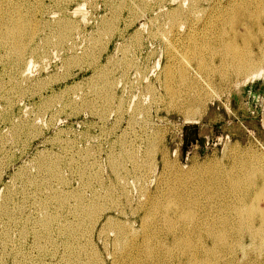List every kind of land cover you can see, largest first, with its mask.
<instances>
[{"label":"rangeland","instance_id":"1","mask_svg":"<svg viewBox=\"0 0 264 264\" xmlns=\"http://www.w3.org/2000/svg\"><path fill=\"white\" fill-rule=\"evenodd\" d=\"M32 1V0H31ZM34 1V0H33ZM42 1V2H41ZM57 1V2H56ZM59 1V2H58ZM64 0V2L62 0H36L37 3V8L39 9L38 11V33L36 36V45H37V49H38V56H32V58L34 59L33 64L31 65V67L29 68L30 70L28 72H26L25 74H23V76H21L20 74H18L16 72V68H14L13 66L10 65V63H8V59L7 56V45L4 44L1 40V36L2 33L0 32V78H2V82H0V203H4V204H0V215L1 217L3 216L4 218H0V264H90L93 260V262L91 264H95V263H99V264H115L116 258H118V256L121 255L120 252L121 249H119L118 246L115 245V243L112 241H114V236H115V232H116V227H113L112 225H105V220L107 218L108 215L113 214L115 216H117L120 221H123L122 223H124L125 225H129L132 230L137 229L139 231V236L138 231L137 234L133 235V231L131 229H128L127 231H125V241L128 242L131 238L134 239L137 238V240L140 242L142 239V232H144L143 228H142V221L144 220L145 217V211L144 208H142V203L145 202V200H147L148 197L146 192L147 191H142L140 189L141 183L142 185H145V187L147 185L148 191H151L152 193H155L156 191L158 192V188H159V180L158 178H161L162 175H169L171 176L170 178L173 179L174 177H176V175L180 174L183 175L187 182H183L184 185H180L183 187V189L185 187H188L189 184L191 183L194 188L201 190L204 189V187L209 186L208 185V178L205 177H200L197 178L196 176V172L198 173V171L200 169H208L210 166L218 164V165H225L227 166L226 168L228 169V171H226L227 174L229 173H239L243 170V164L244 163H255V161L258 159L262 160L261 162L264 163V70L262 72L261 75L253 77L247 81H242V82H238V77L240 75L236 74L233 72V69H224L225 74L227 73V75L223 74V73H216L211 71L207 72L205 74V72L202 74V72L200 71V68L197 66L198 63L195 62L197 61L195 57V52L194 50H192V47H187L190 46V44L192 43L193 40L197 41H210L212 42L213 39H211V33H209V35L206 34V32H210L209 30L210 27L214 26V24L211 22L212 20H214L217 17V13L219 12V9L221 10L222 8H218L215 10V8H217V4L223 2V5H225L226 3H228L227 1L231 0H197L200 3V7L202 8L200 12V14L196 15V13H194V17L192 16V22L195 23V28H201L204 27L203 29L207 30L202 34L199 31L202 30H194L193 37L191 35H186L185 32V28H180L178 25L180 24V22L183 20H185L184 18V12H180L179 14L173 13L172 9L173 7L177 6V2L178 1H172V0H153L151 2H149L148 0H91V1H87V0ZM84 1V2H83ZM86 1V2H85ZM104 1H106L104 3ZM112 1V2H111ZM142 1V2H141ZM187 4L188 2H190L191 0H186ZM211 1V2H209ZM226 1V2H225ZM258 1H260L259 3H257ZM56 2V3H54ZM93 2V3H92ZM98 2V3H96ZM118 2V4L116 3ZM126 2V3H124ZM149 2V4H148ZM171 2V3H170ZM262 2V3H261ZM46 3V4H44ZM123 3V4H122ZM146 3V4H144ZM157 3V4H155ZM159 3V5H158ZM204 3V4H203ZM214 3V5H213ZM255 3L252 7L254 8V10L256 9H264L263 7V3L264 0H254ZM261 3V4H260ZM76 4V5H75ZM94 6H93V5ZM98 4V6H96ZM113 4V5H111ZM133 4V5H132ZM260 7V8H258ZM39 5V6H38ZM48 5V6H47ZM57 5L59 7H57ZM65 5V6H64ZM73 5V6H72ZM91 5V6H90ZM109 5V6H108ZM121 5V6H120ZM123 5V6H122ZM130 5V6H129ZM132 5V6H131ZM148 7H147V6ZM81 6V7H80ZM85 6V7H84ZM96 6V7H95ZM116 6V7H115ZM129 6V7H128ZM187 6V5H186ZM186 6H184V8H186ZM213 6V7H212ZM256 6V7H255ZM262 6V7H261ZM49 7V8H48ZM69 7V8H68ZM80 7V8H78ZM115 7V8H114ZM118 7V8H117ZM122 7V8H121ZM127 7V8H126ZM142 7V8H141ZM145 9H144V8ZM153 7V8H152ZM171 7V8H170ZM208 7L210 9H208ZM68 8V9H67ZM108 8V9H107ZM137 8V9H136ZM161 8V9H160ZM50 9V10H49ZM53 9V10H51ZM65 9V10H64ZM120 9V10H119ZM141 9V10H140ZM151 9V10H150ZM153 9V10H152ZM171 9V10H170ZM59 10V11H58ZM139 10V11H136ZM164 10V11H163ZM44 11V12H43ZM47 11V13L45 12ZM53 11V12H52ZM78 11V12H76ZM128 11V12H127ZM130 11V12H129ZM184 11V10H183ZM208 11V12H206ZM215 11V12H214ZM52 12V13H51ZM55 12V13H54ZM111 12V13H110ZM113 12V13H112ZM115 12V13H114ZM118 12V13H117ZM145 12V13H144ZM161 12V13H160ZM166 12V13H164ZM167 12L169 14H173L171 17V15L167 14ZM214 12V14H213ZM62 13V14H61ZM73 13V14H72ZM75 13L77 15H75ZM108 15H107V14ZM123 13V14H122ZM160 13V14H159ZM205 13V14H204ZM211 13V14H210ZM60 16H59V15ZM106 14V15H105ZM141 14V15H140ZM152 14V15H151ZM157 14V15H156ZM261 14H264L261 13ZM67 15V17H66ZM113 15V16H111ZM138 15V16H137ZM145 15V16H144ZM207 15V16H206ZM213 15V16H212ZM237 19H241V15L238 13L235 14ZM55 16V17H54ZM59 16V17H58ZM75 16V17H74ZM105 16V17H104ZM110 16V18H109ZM120 16V17H119ZM123 16V17H122ZM153 18H152V17ZM202 16V17H201ZM103 17V18H102ZM112 17V18H111ZM135 17V18H133ZM140 17V18H139ZM143 17V18H142ZM147 17V19H146ZM161 17V18H160ZM169 17V19H168ZM182 17V19H181ZM200 17V18H197ZM44 18V19H43ZM46 18V19H45ZM67 18V20H66ZM71 18V19H70ZM106 18V19H105ZM129 18V19H128ZM131 18V19H130ZM138 18V19H137ZM151 18V19H150ZM157 18H160L157 21ZM173 18H175L173 20ZM179 18V19H178ZM206 18V19H205ZM208 18V20H207ZM53 21H52V20ZM60 19V20H59ZM73 19V20H72ZM82 19V20H81ZM109 21H108V20ZM118 19V20H117ZM137 19V20H136ZM156 19V20H153ZM173 22H172V20ZM47 20V21H45ZM56 22H55V21ZM112 20V21H111ZM135 20V21H134ZM179 21V23L177 24V21ZM195 20V21H194ZM243 20V19H242ZM51 21V22H50ZM64 21V23H63ZM73 21V22H72ZM78 21V22H77ZM80 21V22H79ZM101 21V22H100ZM103 21V22H102ZM107 23H106V22ZM169 21V22H168ZM176 21V22H175ZM182 21V22H183ZM200 21V22H199ZM41 22V23H40ZM50 22V23H49ZM53 22V23H52ZM55 22V23H54ZM71 22L74 24L71 25ZM76 22V23H75ZM105 22V24H104ZM115 22V23H114ZM152 22V23H151ZM157 22V23H156ZM164 22V23H163ZM166 22H168L167 24H170V22H172L170 24V28L168 27V25L166 24ZM175 22V23H174ZM181 22V23H182ZM209 22V23H208ZM41 25H40V24ZM45 25H44V24ZM65 23H67L65 25ZM81 23V24H80ZM112 23V24H111ZM126 23V24H124ZM129 23V25L127 26V24ZM138 23V24H137ZM155 23V24H154ZM160 23V24H159ZM163 23V24H162ZM198 25H197V24ZM200 23V24H199ZM204 23V24H203ZM59 24V25H57ZM70 24V25H69ZM80 24V25H78ZM150 24V25H149ZM153 24V25H152ZM207 24V25H205ZM262 24L264 25V20L262 21ZM63 25V26H62ZM65 25V26H64ZM148 25V26H147ZM165 25V26H164ZM53 26V27H51ZM62 28H60V27ZM82 28H81V27ZM84 26V27H83ZM99 26V27H98ZM101 26V28H100ZM106 26V27H105ZM109 26V27H108ZM114 26V27H113ZM148 28H147V27ZM162 26V27H161ZM168 28H167V27ZM174 26V28H172ZM178 26V27H177ZM70 27V28H69ZM98 27V28H97ZM111 27L112 30L110 29ZM145 27V28H144ZM150 27V28H149ZM161 27V29L159 28ZM176 27V28H175ZM184 27V26H183ZM206 27V28H205ZM258 26H253L251 28V34L250 36H252L251 40H249L248 38V42H250V44H248L247 46H249L248 48L253 49L254 50V55L256 56H260V53L257 49L256 44L251 43V41H253L254 38H259L257 39L260 43H264V35L263 33H261V31L257 28ZM41 28V29H40ZM45 30H44V29ZM69 28V30L67 29ZM73 28V29H72ZM103 28V30H102ZM152 28V29H151ZM163 28V31H162ZM167 30H166V29ZM172 28V29H171ZM178 28H180L181 30L178 31ZM258 30H257V29ZM43 29V30H42ZM58 29L56 32L55 30ZM61 29V30H60ZM77 29V31H75ZM84 29V30H83ZM97 29V30H95ZM100 29V30H98ZM108 29V30H107ZM124 29V30H123ZM140 29V30H139ZM171 29V30H170ZM209 29V30H208ZM60 30V31H59ZM65 30V31H64ZM74 30V31H73ZM137 30V31H136ZM145 30V31H143ZM153 30V31H152ZM157 30H159V32H157ZM166 30V31H165ZM43 31V32H42ZM48 31H53V33L48 32ZM64 31V32H63ZM94 31V32H93ZM112 33H111V32ZM116 31V32H115ZM142 31V32H141ZM156 31V32H155ZM260 31V32H257ZM96 32V33H95ZM106 36H105V34ZM141 32V33H139ZM151 32V33H150ZM154 32V33H153ZM170 34V35H167ZM169 32V33H168ZM198 32V33H197ZM253 32V33H252ZM258 34H257V33ZM56 33V34H55ZM82 33V35H81ZM102 35H98V34ZM103 33V34H101ZM135 33V34H134ZM159 33V34H158ZM162 35H161V34ZM182 33V34H181ZM52 34V35H51ZM62 34V35H61ZM70 34V35H69ZM75 34V35H74ZM137 34V35H136ZM139 34V35H138ZM157 34V35H156ZM180 34V35H179ZM255 34V36L253 35ZM46 37H45V36ZM55 35V37H54ZM59 37H58V36ZM72 35V36H71ZM74 35V36H73ZM90 35V36H89ZM94 35V36H93ZM111 35V36H110ZM115 35V36H114ZM149 35V36H147ZM156 35V36H155ZM166 37H165V36ZM205 35V36H204ZM263 35V38H262ZM53 39H51V37ZM89 36V38H88ZM108 36V37H107ZM114 36V37H113ZM141 38V39H139ZM163 36V37H162ZM170 36V37H169ZM173 36V37H172ZM197 36V38H195ZM201 36V37H200ZM63 37V38H62ZM67 42H66V39ZM93 37L95 39H93ZM100 37V38H99ZM105 37V38H104ZM107 37V39H106ZM129 37V38H128ZM136 37V38H134ZM148 37V38H147ZM162 37V38H161ZM169 37V38H168ZM181 37V39H180ZM201 39H200V38ZM205 38L204 40H202L203 38ZM42 38V39H41ZM47 38V39H46ZM50 38V39H49ZM59 38V39H58ZM69 38V39H68ZM81 38V39H80ZM88 38V39H87ZM98 38V39H97ZM104 38V39H102ZM131 38V39H130ZM166 39L165 41L162 39ZM168 38V39H167ZM186 38V39H185ZM194 38V39H193ZM44 39V40H43ZM58 41H57V40ZM72 41H69V40ZM84 39V40H83ZM92 39V40H91ZM102 39V40H101ZM112 39V40H111ZM144 39V40H143ZM154 39V40H153ZM160 39V40H159ZM171 39V40H170ZM209 39V40H208ZM53 42H52V41ZM59 40L61 41V44L59 42ZM76 40V41H75ZM78 40V41H77ZM101 40V41H100ZM140 40V41H139ZM158 40V41H157ZM178 40V41H177ZM190 40V41H188ZM255 40V39H254ZM262 40V41H261ZM44 41V42H42ZM49 41V42H48ZM57 41V42H56ZM63 41V42H62ZM89 43H88V42ZM93 41V42H92ZM107 41V42H105ZM109 41V42H108ZM112 41V42H111ZM134 41V42H133ZM139 41V42H138ZM169 41V42H168ZM41 42V44H40ZM59 42V43H58ZM68 44H66V43ZM73 42V43H72ZM92 44H91V43ZM99 42V43H98ZM127 42V45L124 44ZM130 42V43H129ZM136 42V43H135ZM139 44H138V43ZM149 42V43H148ZM155 42V43H154ZM163 42V43H162ZM165 42V43H164ZM168 42V43H167ZM48 43H50V45L48 46ZM58 43V44H57ZM98 43V44H97ZM104 43V44H103ZM108 43V44H107ZM135 43V44H134ZM243 43V42H242ZM241 43V44H242ZM60 44V46H59ZM64 44V45H62ZM87 44V45H86ZM90 44L92 46H90ZM121 44V45H120ZM147 44V45H146ZM149 44V45H148ZM167 44V45H166ZM183 44V45H182ZM189 44V45H188ZM41 45V47H40ZM57 45L59 47H57ZM74 45V46H72ZM77 45V46H76ZM95 45V46H94ZM102 45V46H101ZM131 45V46H130ZM176 45V46H175ZM192 45V44H191ZM246 44H243L241 47H243L246 51L247 46H245ZM4 46V47H3ZM41 48H39V47ZM87 46V47H86ZM91 48H90V47ZM108 46V48H107ZM124 46V47H123ZM129 46V47H128ZM149 46V47H148ZM153 46V47H152ZM173 48H172V47ZM186 46V47H185ZM264 46V45H263ZM61 47V48H60ZM69 47V48H68ZM72 47V48H71ZM74 47V48H73ZM89 47V48H88ZM106 47V48H105ZM133 47V49H132ZM135 47V48H134ZM166 47V48H165ZM43 48V49H42ZM49 48V49H48ZM94 48V49H93ZM101 48V49H100ZM103 48V50H102ZM121 48V49H120ZM122 48H126L125 50ZM129 48V50H128ZM157 48V49H155ZM164 48V49H163ZM177 49L175 51V49ZM191 49L193 51V53L191 52ZM47 49V50H46ZM89 49V50H86ZM94 51H93V50ZM105 49V50H104ZM114 49V51H113ZM169 49V50H168ZM171 49V50H170ZM179 49V50H178ZM209 49V50H208ZM243 49V50H244ZM86 50V52H85ZM156 50V51H155ZM158 50V52H157ZM186 50V52H185ZM203 56L206 58L208 64H211V68H220L222 67V60H221V55L219 54V52L216 51H211L210 48H204L203 49ZM207 50V51H206ZM3 51V52H2ZM47 51V52H46ZM83 55L81 56V52H83ZM92 51V52H91ZM125 51V52H124ZM131 53H130V52ZM135 51V53H133ZM140 51V52H139ZM142 51V52H141ZM182 53H181V52ZM183 51L185 52V54L183 53ZM189 51V52H188ZM258 51V53H257ZM43 52V54H42ZM97 54H96V53ZM122 52V53H121ZM152 52V54H151ZM154 52V53H153ZM188 52V53H187ZM191 52V53H190ZM209 52V53H208ZM216 52V53H215ZM30 53V52H29ZM27 54V57H30V54ZM46 53V54H45ZM69 53V54H68ZM79 53V54H78ZM87 53V54H86ZM127 53V54H125ZM129 53V54H128ZM140 53V55H139ZM146 53V54H144ZM157 53V54H156ZM159 53V55H158ZM208 53V54H207ZM7 54V55H6ZM77 54V55H76ZM94 54V55H93ZM100 54V55H99ZM151 54V55H150ZM154 54V55H153ZM186 54L188 56H186ZM205 54V55H204ZM211 54V55H210ZM213 54V56H212ZM49 55V56H46ZM91 55L95 56L92 57ZM103 55V56H102ZM126 55V56H125ZM130 55V56H129ZM174 55V56H172ZM176 55V56H175ZM192 55V56H191ZM218 55V56H217ZM4 56L5 58L1 57ZM41 56V57H40ZM69 56V58H68ZM84 56V57H83ZM91 58H90V57ZM102 56V57H100ZM113 56V57H112ZM125 56V58H124ZM136 56V57H135ZM169 56V57H168ZM183 56L185 57L184 59ZM212 56V57H210ZM45 57V58H44ZM80 57V58H79ZM88 57V58H86ZM110 57V59H109ZM130 57V59L128 58ZM144 57V58H143ZM146 57V58H145ZM151 57V58H150ZM178 57V59H177ZM180 57V58H179ZM182 57V58H181ZM191 57V58H190ZM193 57V58H192ZM208 57V58H207ZM214 57V58H213ZM31 58V57H30ZM40 58V59H39ZM73 58V59H72ZM77 58V59H76ZM102 58V59H101ZM119 58V59H118ZM125 60H124V59ZM128 58V59H127ZM138 58V59H137ZM140 58V59H139ZM149 60H146L148 59ZM153 58V59H152ZM174 58V60H173ZM187 58L189 60H187ZM213 58V59H212ZM5 59H7L6 61H4ZM42 59V60H41ZM65 59V60H64ZM69 59V60H67ZM79 59V62L76 61ZM83 61H82V60ZM92 59V60H91ZM96 59V60H95ZM114 59V60H112ZM121 59V60H120ZM123 59V60H122ZM194 59V60H193ZM212 59V60H210ZM65 62H64V61ZM81 60V63H80ZM87 60V61H85ZM90 60V61H89ZM94 60V61H93ZM110 60V61H109ZM120 60V61H119ZM133 60V61H132ZM136 60V61H135ZM191 60V61H190ZM193 60V61H192ZM69 61V63H68ZM132 61V62H131ZM148 63H147V62ZM150 61V62H149ZM170 61V62H169ZM175 61V62H174ZM181 61V62H179ZM211 61V62H209ZM213 61V62H212ZM110 62V63H109ZM115 62V63H114ZM118 62V63H116ZM122 62V63H121ZM139 62V64H138ZM143 62V63H142ZM156 62V63H155ZM180 64H179V63ZM183 62V64H181ZM191 62V63H190ZM215 62V63H214ZM220 62V63H219ZM67 63V64H66ZM78 63V64H77ZM86 63V64H85ZM112 63V64H111ZM114 63V64H113ZM127 63H129L127 65ZM170 63V64H169ZM175 63V64H174ZM178 63V64H177ZM185 63V64H184ZM66 66H63L65 65ZM72 64V66H71ZM76 64V65H74ZM81 66H77L80 65ZM85 64V65H84ZM110 64V65H108ZM125 64V65H124ZM132 64V65H130ZM138 66H136V65ZM160 66H157V65ZM187 64V65H186ZM115 65V66H113ZM118 65V66H117ZM127 65V66H126ZM141 65V66H140ZM148 65V66H147ZM169 65V66H167ZM174 65V66H173ZM176 65V66H175ZM184 65V66H183ZM215 65V66H213ZM218 65V66H217ZM77 68H76V67ZM88 66V68H87ZM104 66V67H103ZM134 68H133V67ZM156 66V67H155ZM166 66V67H165ZM171 66V67H170ZM181 66V67H180ZM183 66V67H182ZM189 71L184 70V68ZM191 66L194 68H191ZM213 66V67H212ZM7 67V68H6ZM65 67V68H64ZM70 67V68H69ZM82 67V68H81ZM114 67V68H113ZM119 67V68H118ZM123 67V68H122ZM127 67V68H126ZM132 67V68H130ZM167 67L171 68V72H167ZM176 67V69H175ZM190 67V68H189ZM4 68V69H3ZM67 68V69H66ZM106 71H104L105 69ZM137 68V70H136ZM148 69V71L146 69ZM179 68V69H178ZM181 68V69H180ZM197 70H196V69ZM224 68V67H222ZM70 69V70H69ZM79 69V70H78ZM101 69V71H100ZM118 69V70H117ZM123 69V70H122ZM128 69V70H127ZM145 69V70H144ZM174 69V71H173ZM10 70V71H9ZM46 70V71H45ZM65 70V71H64ZM103 70V71H102ZM112 70V71H110ZM122 70V71H121ZM131 70V71H130ZM182 70L185 71V73L188 74L187 75H182ZM199 70V71H198ZM69 73H68V72ZM127 71V72H126ZM137 71L139 72V74L137 73ZM142 71V72H141ZM150 71V72H149ZM153 71V72H152ZM164 71V73H163ZM181 71V72H180ZM198 71V73H196ZM230 71V72H228ZM4 72V73H3ZM7 74H6V73ZM16 72V73H15ZM113 72V73H112ZM120 72V73H119ZM124 75H123V73ZM129 72V73H128ZM135 72L137 74H135ZM158 74H156V73ZM167 72V74H166ZM173 72V73H172ZM175 72V73H174ZM177 72V73H176ZM233 72V73H232ZM12 73V74H11ZM60 73V74H58ZM64 73V74H63ZM76 73V74H74ZM99 73H101L99 75ZM105 73V74H104ZM108 73L110 75H108ZM125 73L131 74V75H126ZM154 73V74H153ZM63 74V75H62ZM122 74V75H121ZM141 74V75H140ZM180 74V76H179ZM205 74V75H204ZM210 74V75H208ZM213 74V75H212ZM215 74V76H214ZM230 74V76H229ZM233 74V75H231ZM8 75V76H7ZM13 75V76H12ZM52 75V76H50ZM59 77H58V76ZM71 75V76H70ZM107 75V76H105ZM115 75V77H114ZM137 75V76H136ZM150 75V76H149ZM203 77H202V76ZM207 75V76H206ZM238 75L237 79L236 76ZM242 75V74H241ZM10 76V77H9ZM25 76V78H24ZM48 76V77H47ZM57 76V77H56ZM64 76V77H63ZM70 76V77H69ZM91 76V77H90ZM94 76L96 78H94ZM100 76V77H99ZM121 76V77H120ZM133 76V77H132ZM141 76V77H140ZM143 76V77H142ZM165 76V77H164ZM170 76V77H169ZM192 76V80H190L189 78H191ZM210 76V77H209ZM221 76V77H220ZM223 76L224 79H221ZM14 77V78H13ZM44 77V78H43ZM48 78L47 80L45 79ZM52 77V78H51ZM68 77V78H67ZM106 77V78H105ZM128 77V78H127ZM136 77H138V80L136 79ZM140 77V78H139ZM157 77V78H156ZM163 77V78H162ZM172 77V78H171ZM178 77V78H177ZM184 77V78H183ZM195 79H194V78ZM205 77V78H204ZM208 77V78H207ZM220 77V78H219ZM235 77V78H234ZM241 77V76H240ZM12 78V80H11ZM16 78V79H15ZM22 78V79H21ZM57 78V79H56ZM60 78V79H59ZM88 78V79H87ZM94 80H92V79ZM98 78V79H97ZM100 78V79H99ZM117 78V79H116ZM144 80H143V79ZM170 78V79H169ZM180 78V79H179ZM182 78V79H181ZM204 78L206 81H201V79ZM212 78V80H211ZM230 78V80H229ZM232 78V79H231ZM10 79V80H9ZM42 79V80H41ZM44 79V80H43ZM54 79L55 82H54ZM90 79V80H89ZM96 79V80H95ZM108 79V80H107ZM109 79L111 81H109ZM121 79V80H120ZM123 79V80H122ZM130 79V81L128 80ZM167 79V80H166ZM172 79V80H171ZM174 79V80H173ZM184 79V80H183ZM187 79V80H186ZM197 79V80H196ZM210 79V81H209ZM216 79V80H215ZM222 81H221V80ZM227 81H226V80ZM4 80V81H3ZM22 80V81H21ZM25 80V81H24ZM30 80V81H29ZM42 82H41V81ZM53 80V81H52ZM92 80V82H91ZM104 80V82H103ZM115 83H111V82ZM126 80V81H125ZM161 80V81H160ZM178 80V81H177ZM194 80V81H193ZM199 80V81H198ZM215 80V81H214ZM19 81V82H18ZM38 83H36V82ZM49 81V82H48ZM58 81V82H57ZM89 81V83L87 82ZM108 81V82H107ZM117 81V82H116ZM167 81V82H166ZM170 81V82H169ZM192 81V82H191ZM209 81V82H207ZM221 83H220V82ZM226 81V82H225ZM4 82V84H3ZM42 84H41V83ZM82 82V83H80ZM97 82V83H96ZM103 82V83H102ZM122 82V83H120ZM134 82V83H133ZM138 85H136V83ZM152 82V83H151ZM183 82V83H182ZM199 82V83H198ZM213 82V84H212ZM245 84H244V83ZM10 83V84H8ZM18 83V84H16ZM36 83V84H35ZM77 83V84H76ZM92 83V84H91ZM101 83V84H100ZM109 85H108V84ZM132 83V84H131ZM142 83V84H141ZM158 83V84H157ZM165 83V84H164ZM174 83V84H173ZM178 83V84H177ZM186 83V84H185ZM189 83V84H188ZM192 83V84H191ZM195 83V84H194ZM202 86H201V84ZM210 85H209V84ZM217 83H219L217 85ZM237 83V84H236ZM6 84V85H5ZM13 84V85H12ZM21 84V86H20ZM42 86H41V85ZM44 84V85H43ZM82 84V85H81ZM94 84V85H93ZM97 84V85H96ZM99 84V85H98ZM106 86H105V85ZM112 84V86H111ZM120 84V85H119ZM160 84V85H159ZM162 84V86H161ZM172 84V85H171ZM185 84V85H184ZM204 84V86H203ZM212 84V86H211ZM215 84V85H214ZM225 84V85H224ZM25 87H24V86ZM40 85V87H38ZM46 85V86H45ZM48 85V86H47ZM51 85V86H50ZM85 87H84V86ZM89 85V86H88ZM91 85V87H90ZM104 85V86H103ZM122 85V86H121ZM133 85V86H132ZM148 87H146V86ZM149 85V86H148ZM153 90H152V88ZM165 85V87H164ZM184 85V86H183ZM187 85H189V89L187 88ZM192 85V86H190ZM198 85V86H197ZM207 85V87H205ZM214 85V86H213ZM220 85V86H219ZM5 86V87H4ZM16 88V89H13ZM35 86V87H34ZM64 86V87H63ZM67 86V87H66ZM75 86V87H74ZM93 86L94 90H93ZM98 86L99 87L98 89ZM103 86V87H102ZM118 86V87H117ZM126 86V87H125ZM142 86V87H141ZM155 86V88H154ZM160 86V87H159ZM178 88H177V87ZM209 86L211 87V89L209 88ZM219 86V87H218ZM24 87V88H23ZM27 87V88H26ZM33 87V88H32ZM43 87V88H42ZM77 87V88H76ZM80 89H79V88ZM88 87V88H87ZM126 89H125V88ZM163 89H162V88ZM185 87V88H184ZM194 87V88H193ZM198 87V89H197ZM200 87V88H199ZM205 87V88H204ZM214 87V88H213ZM217 87V88H216ZM19 88V89H18ZM38 88L41 90L39 91ZM47 88V89H46ZM73 88V89H72ZM103 88V90H102ZM107 88V89H106ZM151 88V90H150ZM168 88V90H167ZM173 88V89H172ZM177 88V89H176ZM181 88V89H180ZM184 88V89H183ZM191 88L193 90H191ZM196 88V89H195ZM207 88V89H206ZM28 89V90H27ZM62 89V91H61ZM77 91H75V90ZM79 89V90H78ZM92 91H91V90ZM102 90L99 92V90ZM105 89V90H104ZM111 89V90H110ZM117 89V90H116ZM133 89V91H132ZM180 89V90H179ZM188 89V90H187ZM209 89V91H208ZM216 89V90H214ZM13 90V91H12ZM35 90V91H33ZM68 90V91H66ZM72 90V91H71ZM82 90V91H80ZM96 90V92H95ZM112 90H114L112 93H110L109 96V92H111ZM130 90V91H129ZM140 92H139V91ZM166 90V91H165ZM174 92H173V91ZM179 90V91H178ZM184 90L185 93H184ZM190 90V91H189ZM198 90V91H197ZM200 90V91H199ZM212 92H211V91ZM23 91V92H22ZM29 91V92H28ZM38 91V93H37ZM64 91V92H63ZM87 91V93L85 92ZM98 91V92H97ZM106 91V92H104ZM109 91V92H108ZM127 91V92H125ZM149 91V92H148ZM152 91V92H151ZM164 91V92H163ZM201 91L203 93H201ZM208 91V92H207ZM215 91V92H214ZM217 91V92H216ZM219 91V92H218ZM8 92V93H7ZM22 94H21V93ZM27 92V93H26ZM32 92V93H31ZM34 92V93H33ZM36 92V94H35ZM67 92V93H66ZM74 92V93H73ZM92 92V93H91ZM103 92V93H102ZM116 92V93H115ZM120 92V93H119ZM154 92V93H153ZM160 93V97L158 96V93ZM175 92H177L178 94H176ZM193 92V93H191ZM194 92H196L194 94ZM210 92V93H209ZM214 92V93H213ZM26 93V94H25ZM40 93V95H39ZM42 93V94H41ZM57 93V96H56ZM59 93V96H58ZM66 93V94H65ZM71 93V94H70ZM89 93V94H88ZM96 93V94H95ZM101 93V94H100ZM148 93V94H146ZM152 93V95L150 96V94ZM169 93V94H168ZM183 93V94H182ZM199 93H201L199 95ZM213 95H212V94ZM222 93V94H221ZM33 94V95H32ZM62 94V95H61ZM84 94V96H83ZM88 94V96H86ZM101 97H99V95ZM114 95L113 96H111ZM128 94V95H127ZM142 94V95H141ZM176 94V95H175ZM198 94V95H196ZM217 96H215V95ZM21 95V96H20ZM26 95V96H25ZM38 95V96H37ZM44 95V96H43ZM50 95V96H49ZM67 97H66V96ZM105 97H103V96ZM118 95V96H117ZM122 95V96H121ZM134 95V96H133ZM144 95V96H143ZM156 95V96H154ZM184 95L186 97H183ZM188 95V96H187ZM194 95V96H193ZM205 97H202V96ZM61 96V97H60ZM83 96V97H82ZM99 99H98V97ZM120 96V97H119ZM139 98H138V97ZM141 96V98H140ZM143 96V97H142ZM147 96V99H146ZM163 96V97H162ZM175 98H174V97ZM190 96V97H189ZM199 96V97H197ZM10 97V98H9ZM36 97V98H35ZM49 97V98H47ZM61 99H59V98ZM88 97V98H87ZM91 97V98H90ZM95 97V98H94ZM119 97V98H118ZM131 97V98H129ZM134 97V98H132ZM137 97V98H136ZM159 97V98H158ZM180 97V98H179ZM189 97V99H188ZM213 97V98H210ZM46 98V99H45ZM57 98V99H56ZM80 98V99H79ZM84 98L89 102L90 99H92L90 101V103H88L86 100H84ZM90 98V99H89ZM107 98V99H106ZM112 100H110V99ZM146 100H145V99ZM150 98V99H149ZM155 98V100H154ZM174 98V99H173ZM197 98V99H196ZM200 98V99H198ZM202 98V99H201ZM206 98V99H205ZM210 98V99H209ZM215 98V99H214ZM52 99V100H51ZM55 101H54V100ZM69 99V100H68ZM74 99V100H73ZM77 101H76V100ZM101 99V100H100ZM103 99V100H102ZM114 99V100H113ZM134 99V101H133ZM138 99V100H137ZM172 99V100H170ZM194 99V100H193ZM205 101H204V100ZM213 99V100H212ZM44 100V101H42ZM48 100V101H47ZM51 100V101H50ZM59 100V101H58ZM65 100V101H64ZM83 100V101H82ZM98 100V102H97ZM107 100V102H106ZM111 102H110V101ZM116 100V101H115ZM118 100V101H117ZM124 100V101H123ZM127 100V101H126ZM150 100V101H148ZM156 100H158L156 102ZM186 100V102H184ZM190 100V101H189ZM192 100V101H191ZM211 100V101H209ZM15 101V102H13ZM39 101V102H38ZM58 101V102H57ZM69 101V102H67ZM71 101H73L71 103ZM82 101V102H81ZM85 101V102H84ZM97 104H96V102ZM104 101V102H102ZM114 101V102H113ZM122 101V102H121ZM130 101V102H129ZM155 101V102H154ZM164 101V102H163ZM173 101V102H172ZM176 101V102H175ZM181 101V102H180ZM200 101V102H199ZM203 101V102H202ZM208 101V102H207ZM9 102V103H8ZM17 102V103H16ZM48 102V103H47ZM56 102V103H55ZM122 104H120V103ZM126 102V103H125ZM133 102V104H132ZM149 102V103H148ZM183 102V103H182ZM194 102V103H193ZM210 102V103H209ZM8 103V104H7ZM43 103V104H42ZM52 103V104H51ZM55 105H54V104ZM75 103V104H74ZM82 103V104H80ZM87 103V104H86ZM102 103V105H101ZM109 105H107V104ZM129 103V104H127ZM141 103V105H140ZM155 103V104H154ZM157 103V104H156ZM181 103V104H180ZM190 103V104H189ZM205 105H204V104ZM207 103V105H206ZM14 104V105H12ZM70 104V105H69ZM84 104V105H83ZM95 104V105H94ZM120 104V105H119ZM130 104H132L130 106ZM139 104V105H138ZM144 106H143V105ZM146 104V105H145ZM148 104V105H147ZM153 104V105H152ZM170 104V105H169ZM174 104V105H173ZM184 104V106H182ZM189 104V105H188ZM201 104V105H200ZM45 105V106H43ZM65 105V106H64ZM74 105V107H73ZM80 105V107L78 106ZM82 105V106H81ZM87 105V106H86ZM90 105V106H89ZM97 105L98 109L95 108ZM122 105H124L122 107ZM135 107H134V106ZM179 105V106H178ZM191 105V106H190ZM199 107H198V106ZM49 106V107H48ZM78 106V107H77ZM86 106V107H85ZM99 106H101L99 108ZM106 106V107H105ZM119 106V108L117 107ZM128 106V107H127ZM138 106V107H137ZM140 106V107H139ZM142 106V107H141ZM44 107V108H42ZM52 107V108H51ZM77 107V108H76ZM83 109L86 108V109ZM89 107V108H88ZM103 107L105 109V111L103 110ZM109 107V108H108ZM114 107V108H113ZM123 109H122V108ZM131 107V108H130ZM150 107V108H149ZM164 107V108H163ZM177 107L180 109H177ZM190 107V108H189ZM47 108V109H46ZM50 108V109H49ZM65 110H64V109ZM95 109L94 111L91 110ZM112 110H111V109ZM139 111L141 112H138ZM145 108V109H144ZM149 108V109H147ZM156 108V110H155ZM167 108V109H166ZM171 108V109H170ZM182 108V109H181ZM188 108V109H187ZM195 108V109H194ZM198 108V109H197ZM208 108V109H207ZM4 109V110H3ZM15 109V110H14ZM45 109V110H44ZM63 109V110H62ZM72 109V110H70ZM82 109V110H81ZM90 109V110H89ZM120 109V111H116ZM131 109V110H130ZM135 109V110H134ZM143 109V110H142ZM165 109V110H164ZM185 109V111H184ZM190 109H192L190 111ZM207 109V110H206ZM40 110V111H39ZM79 110H81L79 112ZM115 110V111H114ZM122 110V112H121ZM148 110V111H147ZM150 110L153 112L150 113ZM168 110V112L166 111ZM170 110V111H169ZM183 110V111H182ZM189 110V111H188ZM202 110V111H201ZM97 111V112H96ZM98 111L101 112L99 113L98 116ZM111 111V112H110ZM176 111V112H175ZM188 111V112H186ZM196 111V112H194ZM200 111V112H199ZM16 112V113H15ZM79 112V113H78ZM104 112V113H103ZM113 112V113H112ZM124 112V113H123ZM132 112V113H131ZM134 112V113H133ZM136 112V114H135ZM138 112V113H137ZM148 112V114H147ZM172 112V113H171ZM180 112V113H179ZM190 112V113H189ZM59 113V114H58ZM69 113V114H68ZM71 113V114H70ZM73 113V114H72ZM103 113V115H102ZM111 113V114H110ZM122 113V114H121ZM156 113V114H155ZM159 113V114H158ZM192 113V114H191ZM93 114V115H92ZM108 114V115H106ZM118 114V115H116ZM121 114V115H120ZM127 114V115H126ZM143 114V115H141ZM145 114V115H144ZM70 115V116H69ZM72 115V116H71ZM111 115V117H110ZM114 115V116H113ZM124 117H123V116ZM131 115V116H130ZM147 115V116H146ZM150 115V116H149ZM152 115V116H151ZM186 115V116H185ZM189 115V116H188ZM14 116V117H13ZM66 116V117H65ZM102 116V117H101ZM115 116L119 117V118H115ZM122 116V117H120ZM136 116V117H135ZM140 116V117H139ZM107 117H110L107 118ZM114 117V118H113ZM135 117V118H132ZM144 117V118H143ZM159 117V118H158ZM73 118V119H72ZM108 120H107V119ZM131 118V119H130ZM137 118V119H136ZM161 118V119H160ZM164 118V119H163ZM22 119V121H21ZM89 119V120H88ZM101 119V121H100ZM134 119V120H133ZM143 119V121L141 120ZM154 119V120H153ZM52 120V122H51ZM118 120V122L116 121ZM170 120V121H169ZM27 121V122H26ZM29 121V123H28ZM108 121V122H107ZM149 121V122H148ZM162 121V122H161ZM14 122V123H13ZM21 124H20V123ZM24 122V123H23ZM92 122V123H91ZM99 122V123H98ZM103 122V123H102ZM105 122V123H104ZM121 122V123H120ZM132 122V123H131ZM135 122V123H134ZM137 122V123H136ZM141 122V123H140ZM146 122V123H145ZM148 122V123H147ZM129 123V124H128ZM144 123V124H143ZM167 123V124H166ZM16 124V125H14ZM23 124V125H22ZM36 124V126H35ZM113 124V125H111ZM118 124V125H117ZM120 124V125H119ZM132 124H133V128H132ZM140 124V125H139ZM143 124V125H142ZM149 124V126H148ZM151 124V126H150ZM155 124V125H154ZM163 124V125H162ZM3 125V126H2ZM13 127H12V126ZM30 125V126H29ZM32 125V126H31ZM103 125V126H102ZM136 125V126H135ZM139 125V126H138ZM18 126V128H17ZM26 126V127H25ZM35 126V127H33ZM87 126V127H86ZM94 126V127H93ZM117 126V127H116ZM121 126V127H118ZM127 126V127H126ZM131 126V127H130ZM144 126V127H143ZM162 126H164L162 128ZM166 126V127H165ZM5 127V128H4ZM107 127V128H105ZM115 127V128H113ZM161 127V128H160ZM22 128V129H21ZM37 128V130H36ZM100 128V129H99ZM121 128V129H120ZM148 128V129H147ZM160 128V129H159ZM18 129V130H17ZM28 129V130H27ZM40 129V130H38ZM113 129V130H112ZM117 129V130H116ZM120 129V130H119ZM126 129V130H125ZM155 131H153V130ZM165 129V130H164ZM22 130V131H21ZM30 130V131H29ZM34 132H33V131ZM92 132H91V131ZM102 130V131H101ZM106 131V134L104 133ZM116 132H115V131ZM132 130V131H131ZM140 130V131H139ZM13 131V132H11ZM17 131V132H16ZM19 131V132H18ZM40 131V132H39ZM43 131V132H42ZM63 131V133H62ZM84 131V132H83ZM108 131V132H107ZM112 131V132H111ZM124 131V134H123ZM129 131V132H126ZM152 131V132H150ZM160 131V132H159ZM10 132V133H8ZM56 132V133H55ZM61 132V133H60ZM87 132V133H86ZM103 132V133H102ZM110 132V133H109ZM136 132L138 134H136ZM142 132V133H141ZM12 133V134H11ZM43 135H42V134ZM45 133V134H44ZM108 133V135H107ZM150 133V134H149ZM8 134V136H6ZM14 134V135H13ZM40 134V136H39ZM53 134L55 137H53ZM59 134V135H58ZM88 134V135H87ZM90 134V135H89ZM102 134V135H100ZM128 134V135H127ZM141 136H140V135ZM147 134V135H146ZM153 134V135H152ZM158 134V135H157ZM163 134V135H161ZM3 135V136H1ZM21 135V136H20ZM106 135V136H105ZM118 135V136H117ZM124 135L126 141L124 142L122 137ZM127 135V136H126ZM137 137H136V136ZM149 135V136H148ZM151 135V136H150ZM156 135V136H155ZM11 136V137H10ZM13 136V137H12ZM34 136V137H32ZM39 136V137H37ZM93 136V137H91ZM101 136V137H100ZM162 138H161V137ZM2 137V138H1ZM20 137V138H19ZM23 137V138H22ZM25 137V138H24ZM44 137V138H42ZM51 137V138H50ZM59 137V138H58ZM146 137V138H145ZM198 138V140H194L193 138ZM8 138V139H7ZM14 138V139H13ZM29 142H28V140ZM55 138V139H54ZM88 138V139H87ZM90 138V139H89ZM119 138V139H118ZM121 138V139H120ZM151 138V139H150ZM153 138V139H152ZM161 138V139H159ZM166 138V139H165ZM2 139V141H1ZM7 139V140H5ZM44 139L46 141H44ZM53 140V141H49V140ZM57 139V140H56ZM63 139V140H60ZM66 139V140H65ZM137 139V140H136ZM150 139V140H149ZM158 139V140H157ZM187 139L193 140L192 142H187ZM27 140V141H26ZM59 140V141H58ZM65 140V141H64ZM70 140V141H69ZM72 140V141H71ZM74 140V141H73ZM103 140V141H102ZM116 140V141H115ZM142 140V141H141ZM164 140V141H163ZM36 143H35V142ZM43 141V142H42ZM62 141V143L60 142ZM64 141V142H63ZM76 141V142H75ZM133 141V142H131ZM138 141V142H137ZM5 144H4V143ZM8 142V143H7ZM16 142V143H14ZM58 142V143H57ZM71 142V143H68ZM101 144H100V143ZM103 142V143H102ZM116 142V143H115ZM118 142V143H117ZM121 142H123L124 145H121ZM140 142V143H139ZM159 142V143H158ZM19 143V144H17ZM27 143V144H26ZM76 143V144H75ZM92 143V144H91ZM98 143V144H97ZM127 143V144H126ZM132 143V144H131ZM134 143V144H133ZM164 143V144H163ZM166 143V144H165ZM3 148H2V145ZM54 144V145H53ZM68 144V145H66ZM97 144V145H96ZM116 144V145H115ZM130 144V145H129ZM149 144V145H148ZM155 144V145H154ZM158 144V145H157ZM6 145V146H5ZM71 145V146H70ZM91 145V146H90ZM105 145L107 147H105ZM111 145L113 148H111ZM152 145V146H151ZM155 147H154V146ZM18 146V147H17ZM60 146V148H58ZM66 146V147H65ZM88 146V147H87ZM94 146V148H93ZM101 146V147H100ZM104 146V147H103ZM123 146V147H122ZM127 146V148H125ZM139 146V147H138ZM146 146V147H145ZM158 146V147H157ZM7 149H6V148ZM63 147V148H62ZM91 147V148H90ZM123 149H122V148ZM134 147V148H133ZM138 147V148H136ZM141 147V148H140ZM157 147V148H156ZM11 148V149H10ZM104 148V149H103ZM109 148V149H108ZM120 148V149H119ZM132 148V149H131ZM150 148V149H149ZM168 148V149H167ZM2 149V150H1ZM4 149V150H3ZM10 149V150H9ZM48 151H47V150ZM65 149V150H64ZM68 149V150H67ZM73 149V150H71ZM79 149V150H78ZM82 149V150H81ZM85 149V150H84ZM91 151H90V150ZM103 149V150H102ZM115 149V150H113ZM141 149V150H140ZM151 151H149V150ZM158 149L157 153L154 150ZM234 149V150H233ZM236 149V150H235ZM6 150V151H5ZM25 150V151H24ZM39 150V151H38ZM63 150V151H62ZM69 152H67V151ZM81 150V151H80ZM89 150V152L87 151ZM129 150V151H128ZM148 150V151H147ZM249 150V151H248ZM28 151V152H27ZM42 151V153H41ZM50 151V152H49ZM79 153H78V152ZM85 151V152H84ZM117 151V152H116ZM120 151L122 152H129L132 153L134 152V157L137 158V165H133L132 166V162L130 161L131 158H129L127 156V160L126 157L125 159V164L124 166H122V170H120L119 173H115L113 171V169H110L112 167H110L111 162L109 159L114 158L112 156H118L120 153L118 152ZM131 151V152H130ZM137 151V152H136ZM154 151V152H153ZM254 151V152H252ZM5 152V153H4ZM37 152V153H36ZM56 152V154H55ZM74 152V153H72ZM81 152V153H80ZM96 152V153H95ZM99 152V153H98ZM115 154H110V153H114ZM140 152V155H139ZM144 152V154H143ZM152 152V153H151ZM9 153V154H8ZM14 153V154H13ZM40 153V154H39ZM50 153L51 157H50ZM60 153V155H59ZM66 153V155H65ZM78 153V155H77ZM95 155H93V154ZM109 156H107L106 155ZM148 154V159H147V155ZM232 153V154H231ZM245 153V154H244ZM249 153V154H248ZM6 154V155H4ZM36 154V155H35ZM43 156L44 158H49V159H41V157L39 155ZM45 154V155H44ZM58 154V155H57ZM67 154L69 156H67ZM73 154V155H72ZM86 154V156L84 155ZM88 154V156H87ZM104 154V155H103ZM117 154V155H116ZM133 154V153H132ZM167 154V155H166ZM254 154V155H253ZM257 156H256V155ZM262 154V155H261ZM55 157H54V156ZM64 155V156H63ZM81 155V156H80ZM83 155V156H82ZM93 155V156H92ZM156 157L154 158L153 157ZM158 155V156H157ZM162 155V156H161ZM244 155V156H243ZM249 155V156H248ZM259 155V157H258ZM21 156V157H20ZM39 156V157H38ZM53 156V157H52ZM71 156H75L71 158ZM152 156V157H151ZM4 157V158H2ZM9 157V158H7ZM42 157V158H43ZM78 157V158H77ZM85 157V158H84ZM88 159H87V158ZM99 158L96 160V162L94 161L95 158ZM141 157V158H140ZM143 157V158H142ZM52 158V159H51ZM59 158V159H58ZM140 158V159H139ZM146 162H145V160ZM167 158V159H166ZM248 158V159H247ZM3 159V161H2ZM37 159V160H35ZM41 159V160H39ZM71 159V160H70ZM74 159V160H73ZM80 159V160H79ZM84 159V160H83ZM92 159V160H91ZM94 159V160H93ZM108 159V160H107ZM152 159V160H151ZM242 159V160H240ZM254 160V161H251ZM39 160V161H38ZM66 160V161H65ZM88 160V161H87ZM142 162H141V161ZM157 160V161H155ZM167 162H166V161ZM10 161V162H9ZM44 161V163H43ZM53 161V167L56 169L55 172L52 174V170L50 167L48 166L50 165V163L52 164ZM61 161V162H60ZM73 161V162H72ZM87 161V162H86ZM94 161V162H93ZM109 161V162H108ZM147 161L149 163H147ZM153 161V162H152ZM250 161V162H249ZM2 162V163H1ZM6 162V163H4ZM83 164H82V163ZM93 162V163H92ZM99 162V163H98ZM105 162V163H104ZM144 162V164H142ZM152 162V163H151ZM155 162V163H154ZM163 162V163H162ZM171 162V164H170ZM243 162V163H242ZM4 163V164H3ZM61 163V164H60ZM75 163V164H74ZM79 163V164H78ZM85 163V164H84ZM97 163V164H96ZM101 163V164H100ZM128 163V164H126ZM140 163V164H139ZM146 163V164H145ZM157 163V165H156ZM168 165H166V164ZM2 164V165H1ZM14 164V165H13ZM72 164V166H71ZM88 164V165H87ZM91 164H94L93 166H91ZM99 164V165H98ZM110 164V165H109ZM148 164V165H147ZM151 164V165H149ZM155 164V165H152ZM229 164V166H228ZM22 165V166H21ZM24 165V166H23ZM38 165V166H37ZM40 165V166H39ZM42 165V166H41ZM44 165V166H43ZM46 165V166H45ZM57 165V166H56ZM61 165V166H60ZM82 165V166H81ZM85 165V166H83ZM87 165V166H86ZM145 167H144V166ZM163 165V166H162ZM170 165V166H169ZM194 165V166H193ZM205 165V166H204ZM3 166V167H2ZM21 166V167H20ZM60 166V167H59ZM63 166V169H61ZM75 166V167H74ZM79 166V167H78ZM90 166V167H88ZM98 166V167H97ZM100 166V167H99ZM126 166V167H125ZM129 168H128V167ZM148 166H152L151 168ZM167 166V167H166ZM242 168H241V167ZM23 167V168H22ZM26 167V168H25ZM42 167V168H41ZM45 167V168H44ZM57 167V168H56ZM134 167V168H133ZM136 167V169H135ZM197 167V168H196ZM235 169H233V168ZM25 168V169H24ZM48 168V169H47ZM53 168V169H54ZM83 168V169H82ZM87 168V170L85 171V169ZM108 168V169H107ZM125 170H124V169ZM141 170H140V169ZM147 168V169H146ZM149 168L151 169V172L149 171ZM1 169L3 171H1ZM29 171H28V170ZM47 169V170H46ZM58 169V170H57ZM61 171H60V170ZM67 169V170H65ZM70 169V170H69ZM73 169V170H71ZM77 169V170H76ZM81 169V170H80ZM98 169V170H97ZM103 169V171H102ZM156 169V172H155ZM231 169V170H230ZM41 172H40V171ZM43 170V171H42ZM45 170L48 171L45 173ZM64 170V171H63ZM101 170V172L99 173L98 171ZM106 170V171H104ZM131 170V172H130ZM135 170V171H134ZM148 170V171H147ZM165 170L167 172H165ZM5 171V172H4ZM17 171H19L17 173ZM51 171V172H50ZM59 171V172H58ZM84 172V175L82 174ZM96 171V172H94ZM113 171V173H112ZM128 171V172H126ZM140 171V172H139ZM239 171V172H238ZM27 172V173H26ZM62 172V173H61ZM66 172V173H65ZM82 172V173H81ZM133 172V173H132ZM136 172V173H135ZM170 172V174L168 173ZM205 172L206 175H210V173H208L207 171H203ZM23 173V174H22ZM27 176H26V174ZM42 173V174H41ZM56 175H60L55 176ZM61 173V174H59ZM65 173V174H64ZM72 173V174H71ZM75 173V174H74ZM81 173V174H80ZM90 173V174H89ZM98 173V174H97ZM104 173V174H103ZM115 173V174H114ZM140 173V174H138ZM144 173V174H143ZM32 174V176H31ZM36 174V175H35ZM39 174V175H38ZM46 176H45V175ZM71 174V175H70ZM94 174V175H92ZM97 174V176H96ZM101 176H100V175ZM129 178H128V176ZM130 174V175H129ZM151 176H149V175ZM24 175V176H23ZM43 175V176H42ZM48 175V176H47ZM53 177H52V176ZM66 175V176H64ZM80 177H79V176ZM87 175V176H86ZM92 177H90V176ZM100 176V180H99V176ZM122 175V176H121ZM125 175V176H123ZM136 175V176H135ZM144 175V176H143ZM147 175V176H146ZM159 175V176H158ZM36 176V177H35ZM41 176V178H39ZM52 178H51V177ZM56 179H55V177ZM78 176V177H77ZM83 176V178L81 179V177ZM108 176V177H107ZM132 176V177H131ZM134 176V177H133ZM138 176V177H137ZM149 176V177H148ZM174 176V177H173ZM16 177V178H15ZM30 177V178H29ZM35 177V178H34ZM68 177V178H66ZM89 177V179H88ZM97 177V179H96ZM104 179H102V178ZM118 177V178H116ZM122 177V178H121ZM144 177V178H142ZM223 177H225L223 175ZM2 178V179H1ZM29 178V179H28ZM50 178V180L48 179ZM60 178V179H59ZM65 180H64V179ZM109 178V179H106ZM117 180H115V179ZM124 178V179H123ZM134 178V179H133ZM140 178V179H139ZM23 179V180H22ZM30 181H28V180ZM48 179V180H46ZM96 179V180H95ZM123 179V180H122ZM126 179V180H125ZM133 179V180H132ZM146 179V180H145ZM21 180V182H20ZM26 180V181H25ZM35 180H37L38 182H36ZM42 184H41V181ZM58 180V181H57ZM89 180V182H88ZM101 180L103 182H101ZM112 180V181H111ZM120 182H119V181ZM123 183H122V181ZM135 180V181H134ZM139 184H137L138 182ZM145 180V181H142ZM155 180V181H154ZM43 181L45 183H43ZM51 181V182H50ZM62 181H66L62 182ZM70 181V182H69ZM85 181V182H84ZM100 181V182H99ZM133 181V184L132 182ZM28 182V183H27ZM33 184H32V183ZM55 182V183H54ZM57 182H60L57 183ZM68 182V183H67ZM85 184H84V183ZM94 182V183H93ZM115 184H113V183ZM116 182V183H115ZM126 184H125V183ZM141 182V183H140ZM150 182V183H149ZM157 182V183H156ZM25 185H24V184ZM36 183V184H34ZM49 183V184H46ZM63 183V185H62ZM70 183V184H69ZM89 183H91L90 185H88ZM99 183V184H98ZM112 183V184H111ZM122 183V184H121ZM129 183V184H127ZM187 183V184H185ZM10 184V185H9ZM12 184L14 185V187L12 186ZM33 186H32V185ZM88 186H87V185ZM93 184V185H92ZM96 184V185H95ZM101 184V185H100ZM107 184V185H106ZM110 184V185H109ZM125 184V185H124ZM158 184V185H156ZM178 184V183H177ZM24 185V186H23ZM27 185V186H26ZM31 185V187H30ZM52 185V186H51ZM65 185V186H64ZM68 185V186H67ZM92 185V186H91ZM104 185V186H102ZM106 185V186H105ZM113 185V186H112ZM121 187H120V186ZM127 185V186H126ZM179 185V184H178ZM11 186V187H10ZM26 186V187H25ZM29 186V187H28ZM39 188H38V187ZM42 186V187H41ZM100 186V188H99ZM110 186V187H109ZM116 186V187H115ZM132 186V188H131ZM158 186V187H157ZM7 187V188H6ZM13 187V189H12ZM18 189H17V188ZM37 187V190L35 191ZM41 187V188H40ZM81 187V188H80ZM104 189H103V188ZM126 187V188H125ZM182 187H179L181 190ZM227 187V188H226ZM22 188V189H21ZM25 188L27 190V188H29V190H27L25 192ZM44 188V189H42ZM52 188V189H51ZM58 188V189H57ZM79 188V189H78ZM91 188V189H90ZM94 188V189H93ZM96 188V189H95ZM112 190H110V189ZM113 188L114 191H113ZM123 188V189H122ZM146 188V190H147ZM150 188V189H149ZM223 191H225V194H229L228 198L230 197H234L235 195L231 193H229L228 191V186L225 185L224 186ZM16 191H15V190ZM24 189V190H23ZM42 189V190H41ZM49 189V190H48ZM57 189V190H55ZM72 189V192H71ZM77 189V191H76ZM99 189V190H97ZM125 189V191H124ZM141 191H140V190ZM23 190V191H22ZM33 190V191H32ZM54 190V191H53ZM65 190V191H63ZM70 190V191H69ZM82 190V191H81ZM93 190V191H92ZM95 190V191H94ZM104 190V191H103ZM110 190V191H109ZM129 192H128V191ZM132 190V191H131ZM9 191V193H8ZM21 191V192H20ZM29 191V192H28ZM41 191V192H40ZM43 191V192H42ZM45 191V192H44ZM68 191V194H67ZM77 193H74V192ZM79 191V192H78ZM86 191V192H85ZM109 191V192H107ZM112 191V192H111ZM124 191V192H123ZM142 193H140V192ZM228 191V192H227ZM12 195H11V193ZM24 192V193H23ZM50 192V193H47ZM60 196L58 197V195ZM62 192V193H61ZM71 192V193H70ZM95 192V193H94ZM100 192V194H98ZM111 192V193H110ZM117 192V193H116ZM126 192V194H125ZM133 192V193H132ZM139 192V193H138ZM144 192V194H143ZM156 192V193H157ZM162 191H160L159 193H161ZM166 193H170L168 187L166 188V190L164 191ZM227 192V193H226ZM35 193V194H33ZM52 193L54 196H52ZM65 193V194H64ZM82 193V194H80ZM84 193V194H83ZM93 193V194H92ZM106 193V194H105ZM109 193V194H108ZM129 193H132L131 195ZM165 193V197H168V194ZM5 194V195H4ZM29 194V195H28ZM64 194V195H63ZM72 194V195H71ZM79 194V196H78ZM105 194V196H103ZM113 196H112V195ZM231 194V195H230ZM262 194L264 195V188L262 189ZM22 195V196H21ZM25 195V196H24ZM42 195V196H41ZM51 195V196H50ZM57 195V196H56ZM67 195V196H66ZM70 195V196H69ZM83 195V196H81ZM87 195V196H86ZM98 195V196H96ZM100 195V196H99ZM117 195V196H116ZM128 195V197H127ZM130 195V197H129ZM144 195V196H143ZM7 196V197H6ZM9 196V197H8ZM24 196V198H23ZM34 196V197H33ZM63 196V197H62ZM65 196V197H64ZM78 196V197H77ZM81 196V198H80ZM94 196V197H91ZM109 196V197H108ZM110 196L115 199H111ZM121 196V197H120ZM132 196V197H131ZM14 197V198H13ZM27 197V198H26ZM36 197V198H35ZM55 197V198H54ZM61 197L65 198L66 200H62L61 201ZM67 197V198H66ZM72 197V198H71ZM77 197V198H76ZM84 199L83 198H86ZM116 197V198H115ZM126 197V198H125ZM139 197V198H138ZM143 199H142V198ZM2 198L4 199V201L2 200ZM6 198V200H5ZM9 198V199H8ZM11 198V199H10ZM30 198V200H29ZM45 198V199H44ZM47 198V199H46ZM59 198V199H58ZM70 200H69V199ZM76 198V199H74ZM89 198V199H88ZM90 198H95L90 199ZM104 198V201H102ZM109 201H108V199ZM119 198V200H118ZM133 198V199H132ZM13 199V200H12ZM16 199V200H15ZM22 199V200H20ZM28 199V200H27ZM36 199V202H35ZM38 199V200H37ZM53 201H52V200ZM82 199L83 202H80ZM107 199V200H106ZM123 202H121L122 200ZM125 199V200H124ZM127 199H130L129 201L132 203H128ZM139 202L138 204H136V202ZM264 197L259 199L257 201V204L260 207H264ZM18 200L20 203H18ZM57 200V201H56ZM60 202H59V201ZM77 200V201H74ZM90 200V201H89ZM93 200V201H92ZM100 200V201H99ZM127 200V201H126ZM143 200V201H142ZM21 201H23V204ZM35 203H34V202ZM46 201V202H44ZM56 201V202H55ZM64 201H66V203H64ZM70 201V203H69ZM88 201V202H87ZM107 201V202H106ZM111 201V202H110ZM115 201V202H114ZM126 201V202H125ZM27 202V203H26ZM29 202V203H28ZM38 202V203H37ZM59 202V203H58ZM63 204H62V203ZM74 202V203H73ZM87 202V203H85ZM94 202V203H93ZM97 202V203H96ZM103 202V204H102ZM110 202V203H109ZM134 202V203H133ZM6 203H8L6 205ZM33 205H31V204ZM37 203V204H36ZM52 203V204H51ZM77 203V204H76ZM91 203V204H90ZM100 203V204H99ZM108 203V204H107ZM204 203H206V201H204ZM14 204V205H13ZM19 204V205H18ZM24 206H23V205ZM36 204V206H35ZM41 207H38L39 205ZM44 204V205H43ZM50 204V206H49ZM60 204V205H59ZM70 204V205H68ZM75 206H73V205ZM80 206H87V208L92 205V208H94V212L96 211H101V212H97L92 213V217L90 215L87 214H82L81 211L79 212V205ZM82 204V205H81ZM84 204V205H83ZM94 204V205H93ZM119 204H123V205H119ZM148 203H145V206H147ZM13 205V206H12ZM32 206L30 208V206ZM98 205H103L102 207ZM104 205H105V209H104ZM112 205V206H111ZM114 205V206H113ZM119 205V206H118ZM5 206V207H4ZM8 206V207H6ZM20 206V207H19ZM22 206V207H21ZM46 206V207H45ZM48 206L50 208H48ZM56 206V207H54ZM62 206V207H61ZM65 206V207H64ZM67 206V207H66ZM71 206V207H70ZM132 206V207H130ZM136 206L138 207V209L136 208ZM142 206V207H141ZM15 207V208H14ZM25 207V210H24ZM29 207V208H28ZM64 207V208H63ZM70 207V208H69ZM78 207V208H77ZM112 207V208H111ZM141 207V208H140ZM7 208V209H6ZM9 208V209H8ZM13 208V209H12ZM37 208V209H36ZM41 208V209H40ZM59 208V209H58ZM66 208V209H65ZM68 208V210H67ZM98 208V209H96ZM102 208V210H101ZM119 208V209H118ZM130 208V209H129ZM6 209V211H5ZM27 209V210H26ZM31 212H30V210ZM44 209V210H43ZM46 209H48V211H46ZM56 209V210H55ZM104 209V210H103ZM124 210L125 212H118L117 210ZM137 209V210H136ZM142 209V210H141ZM195 209L197 210L196 213L202 212V213H206L207 210L200 208L199 207H195ZM9 210V211H7ZM18 210H21L18 211ZM52 210V212H51ZM62 212H61V211ZM105 210H107L105 212ZM141 210V211H140ZM23 211V213H22ZM60 213H59V212ZM73 211V212H72ZM77 213H75V212ZM136 211V213H134ZM5 212H7L8 214H6ZM20 212V213H19ZM43 212V213H42ZM48 212V213H47ZM57 212V213H56ZM65 212V213H64ZM68 212V213H66ZM132 212V213H131ZM138 212V213H137ZM4 213V214H3ZM28 213V216H27ZM44 213H46V215L48 216V214H55L57 215V223H54V225L52 226L53 229H51V233L45 232V229L42 225V221L44 218H46V215H44ZM63 213V214H62ZM75 213V214H74ZM102 213V214H101ZM14 214V215H13ZM19 214V215H18ZM22 214V215H21ZM59 214V215H58ZM80 214V215H79ZM123 214V215H122ZM127 214V215H126ZM132 216H131V215ZM7 215V216H6ZM18 215V216H17ZM24 215V216H23ZM44 215V216H43ZM84 215V216H83ZM97 215V216H96ZM99 215V216H98ZM102 215V216H101ZM119 215V216H118ZM197 215V214H196ZM31 220H30V218ZM38 216V217H37ZM43 216V217H42ZM76 218H75V217ZM127 216V217H126ZM159 216V218L163 217L161 213H158L157 216H153V218H151V221H154L155 218H157ZM161 216V217H160ZM15 218V220L13 218ZM19 217V218H18ZM22 217V218H21ZM26 217V218H23ZM33 217V218H32ZM85 217V218H83ZM99 220H97L96 218ZM100 217V218H98ZM140 217V218H139ZM10 218V220H8ZM18 220H17V219ZM29 218V219H28ZM62 218V219H61ZM66 218V219H65ZM79 218V219H77ZM83 218V219H82ZM92 218V219H91ZM143 218V219H142ZM14 221H13V220ZM36 219H39L38 222ZM60 219V220H59ZM65 219V220H64ZM74 219V220H73ZM91 219V220H90ZM140 219V220H139ZM154 219V220H153ZM24 220V221H23ZM27 220V221H26ZM30 223H29V221ZM62 220V221H61ZM70 220V221H69ZM87 220V221H86ZM90 220V223L88 222ZM96 220V221H95ZM183 220V219H182ZM181 220V222H182ZM186 220V219H185ZM8 221V222H7ZM10 221V222H9ZM17 223H16V222ZM35 221V222H34ZM64 221V222H63ZM82 223H81V222ZM86 221V222H85ZM95 223H93V222ZM34 222V223H33ZM37 222V223H36ZM69 222H71L69 224ZM79 223L77 225V223ZM99 222V223H97ZM133 222V223H132ZM14 223V225H13ZM27 226H26V224ZM40 223V224H38ZM64 224L66 227H68L70 225H72V223L76 226H78L79 229H77V233L75 238H73V236L68 237V232L66 231V229L64 230H60L58 226V224ZM85 223V224H84ZM135 223V225H134ZM180 224V221L178 222ZM8 224V225H7ZM18 224V225H17ZM23 224V225H22ZM37 224V226L35 225ZM93 226H92V225ZM98 224V225H97ZM103 224V225H102ZM178 224V225H179ZM7 225V226H6ZM63 225V226H64ZM73 225V226H74ZM83 225V226H82ZM89 225V226H88ZM92 227H91V226ZM97 225V226H96ZM166 224H162L163 227H161L160 231L163 232L161 233L159 231V236L160 238L163 237V235H166L165 233L169 230H171V228H169ZM9 226V227H8ZM16 226V227H14ZM23 226V227H22ZM26 228H25V227ZM30 226V227H29ZM85 226V227H84ZM87 226V227H86ZM95 226V228H94ZM180 226V225H179ZM2 227V228H1ZM4 227V229H3ZM32 227V230H31ZM43 227V228H42ZM83 227V228H82ZM90 229H89V228ZM101 227V228H100ZM106 227L108 229H106ZM112 227V229H111ZM134 227V229H133ZM165 227V228H164ZM6 228H9L11 230H8ZM12 228H16V229H12ZM29 228V230H28ZM39 228V229H38ZM82 228V229H81ZM103 228V229H102ZM105 228V229H104ZM115 228V229H114ZM142 228V229H141ZM153 228V226L151 227ZM164 228V229H162ZM69 229V227H68ZM85 229V230H84ZM93 229V230H92ZM167 229V230H166ZM3 230V231H2ZM14 230V231H13ZM17 230V231H16ZM19 230V232H18ZM23 230V233L26 232V234L23 235V233H21V231ZM26 230V231H25ZM31 230V231H30ZM36 230V231H35ZM38 230V231H37ZM85 232L81 233L82 231ZM109 230V231H108ZM113 230V231H112ZM115 230V232H114ZM33 231V232H32ZM60 231V232H59ZM63 231V232H62ZM65 231V233H64ZM91 231L94 233L92 234ZM103 231V232H102ZM108 231V232H106ZM165 231V232H164ZM2 232V233H1ZM4 232V234H3ZM38 232V233H37ZM89 232V233H88ZM100 232V233H98ZM231 232V233H230ZM229 233V235H231L230 237V241L232 244H236L233 245L235 249H231L229 250H225L224 247L220 248L219 251H217L215 254L216 258H214V255L209 256L210 259H205L203 262L201 260V262L199 261L198 263L200 264H215V260H217L219 263L218 264H256L258 261H264V238H256V240H252L251 241V237L246 233L243 234V243L246 244L247 248H243V246H240L242 244V241H240L238 243L237 239L239 237V235H241V232L238 230H231ZM22 235H20V234ZM59 233V235H58ZM61 233V234H60ZM103 233V234H102ZM113 233V234H110ZM131 233V234H128ZM194 233V234H193ZM191 232L192 236H195L196 238V242H200L199 238L200 236L198 235L199 232ZM234 233L239 234V235H234ZM6 234V235H5ZM8 234V236H7ZM11 234V235H10ZM29 234V235H27ZM36 234V235H35ZM38 234V235H37ZM52 234V235H51ZM63 234L65 236H63ZM80 234V235H79ZM83 234V235H81ZM89 234L91 238H89ZM102 234V235H101ZM128 234V235H127ZM3 235V236H2ZM5 235V236H4ZM26 237H23L25 236ZM33 235V236H32ZM47 235H49V237L51 236V238L48 237L47 239ZM67 235V236H66ZM104 235V236H103ZM127 235V239L126 238ZM131 235V236H130ZM204 237L207 236V234H202ZM28 236V237H27ZM37 236V237H36ZM39 236V237H38ZM46 237L45 239L43 237ZM80 236V237H79ZM84 238H81L83 237ZM86 236V237H85ZM93 236V237H92ZM99 236V237H97ZM103 236V237H102ZM20 237V238H18ZM34 237V239H33ZM41 237V238H40ZM63 237V238H62ZM72 237V238H71ZM80 239H79V238ZM102 237V238H100ZM131 237V238H130ZM139 237V238H138ZM203 237V238H204ZM237 237V238H236ZM246 237V238H245ZM6 238V241H5ZM9 238V240H8ZM13 238V239H12ZM25 238V239H24ZM37 240L36 242V239ZM66 238L68 240H66ZM89 238V239H88ZM100 238V239H99ZM104 238V239H103ZM22 239V240H21ZM27 239V241H26ZM54 239V240H53ZM74 239V240H73ZM86 239V240H85ZM234 239V240H233ZM236 239V240H235ZM260 239V240H259ZM15 240V241H14ZM32 240V241H31ZM35 240V241H34ZM51 243H49L48 242ZM58 240V241H57ZM63 240V241H61ZM77 240V241H75ZM82 240V241H81ZM85 242H84V241ZM91 240V241H89ZM93 240V242H92ZM107 240V241H105ZM199 240V241H198ZM3 241V242H2ZM6 243H5V242ZM18 243H17V242ZM42 241V242H41ZM48 243H46V242ZM66 241V242H65ZM69 241V243H67ZM74 243H71V242ZM152 242H155L156 239L154 238V240H151ZM236 241V242H235ZM9 242V243H8ZM12 242H14L12 244ZM45 242V243H44ZM55 242V243H52ZM80 242V243H77ZM83 242V243H81ZM94 245H92V243ZM107 242V243H105ZM109 242V243H108ZM262 244H261V243ZM35 243V244H34ZM36 243H40V244H36ZM41 243H43L41 245ZM77 243V244H76ZM89 245H88V244ZM91 243V244H90ZM252 243V244H250ZM4 246H3V245ZM7 244V245H6ZM18 244V245H17ZM20 244V245H19ZM33 244V245H32ZM69 246H68V245ZM81 244V245H80ZM84 244V245H82ZM108 244V246H107ZM239 244V246H237ZM3 247H2V246ZM9 245V246H8ZM15 245V246H14ZM24 245V246H23ZM51 245V246H50ZM60 245V246H59ZM76 245V246H75ZM87 245V246H86ZM91 245V247H90ZM105 245V246H104ZM254 245V246H252ZM6 246V247H5ZM44 246V247H43ZM55 246V248L53 247ZM57 246L59 248H57ZM66 248H65V247ZM75 246V247H74ZM83 246V247H82ZM96 246V247H94ZM104 246V247H103ZM261 248H260V247ZM23 247V248H22ZM35 247V248H34ZM37 247V248H36ZM72 247V248H70ZM118 247V248H117ZM242 247V248H240ZM5 248V249H4ZM13 248V249H11ZM34 250H33V249ZM41 248H45V249H41ZM47 248V249H46ZM84 248V249H83ZM85 248H88L85 250ZM106 248V250H105ZM107 248L109 251H107ZM113 248V249H112ZM116 248V249H114ZM180 248V247H179ZM4 249V250H3ZM30 249V250H29ZM41 249V250H39ZM59 249V250H58ZM93 249V251L91 250ZM98 249V250H97ZM223 249V250H222ZM239 249V250H237ZM23 250V251H22ZM45 250V251H44ZM66 250V251H65ZM85 250V251H84ZM90 250V251H89ZM115 250V251H114ZM178 249H175L173 251V253L175 254H171L169 253L171 256L170 258L168 257L167 259L170 260L168 261L167 259L160 263L158 261H154L152 262V264H188V261L186 260V255H182L180 253V251ZM243 250V251H242ZM245 250V252H244ZM255 250V251H254ZM261 250V251H260ZM10 253H9V252ZM19 251H22L21 253ZM32 253H31V252ZM40 251V252H39ZM46 251H48L46 253ZM55 251V252H53ZM76 251V252H75ZM82 251V252H81ZM97 251V252H96ZM100 251V252H99ZM120 251V252H119ZM228 251L231 253H226ZM242 253H241V252ZM248 251V252H247ZM259 251V252H258ZM30 254H27V253ZM34 252V253H33ZM39 252V253H38ZM43 252V253H42ZM75 252V253H74ZM86 254H85V253ZM91 252V253H90ZM102 252V253H101ZM109 252V253H108ZM115 255H112L114 254ZM179 252V253H178ZM236 252V253H235ZM244 252V254H243ZM248 254H247V253ZM1 253L3 254V257L1 255ZM9 253V254H8ZM17 253V254H16ZM19 253V254H18ZM42 253V254H41ZM56 253V254H54ZM73 253V254H72ZM78 253H80L78 255ZM95 253V254H94ZM97 253V254H96ZM117 253V254H116ZM220 253H222L220 255ZM224 253V254H223ZM233 253V254H232ZM239 253V255H238ZM6 254V255H5ZM26 254V255H25ZM37 254V255H36ZM49 254L51 256H49ZM71 254V255H69ZM94 254V256L92 255ZM102 256H100V255ZM107 254V255H106ZM109 254V255H108ZM179 254V255H178ZM246 254V255H245ZM262 254V256H261ZM9 255V257H8ZM22 255V256H21ZM39 255V256H38ZM54 255V256H53ZM57 255V256H56ZM77 257H76V256ZM86 255V256H85ZM92 256L90 258V256ZM168 255V254H167ZM174 255V256H173ZM224 255V256H223ZM229 255V256H228ZM232 255V256H231ZM238 255V256H237ZM245 256V259L244 256ZM252 255V256H251ZM5 256V257H4ZM27 256V257H26ZM33 256V258H31ZM35 256V257H34ZM49 256V257H48ZM89 256V258H88ZM99 256V257H98ZM104 256V257H103ZM116 256V257H114ZM173 256V257H172ZM203 256V254H202ZM222 256V257H221ZM234 256V257H233ZM255 256V257H253ZM2 257V260H1ZM14 257V258H13ZM17 257V258H16ZM30 257V259H29ZM52 257V258H51ZM56 257V258H55ZM63 257V258H62ZM67 257V258H65ZM71 257V258H70ZM82 257V258H81ZM96 257L99 258L96 260ZM112 257V258H111ZM183 257V259H182ZM237 259H236V258ZM247 257V258H246ZM259 257V258H256ZM16 258V259H15ZM24 258V259H23ZM65 258V259H64ZM81 258V259H80ZM179 258V259H178ZM220 258V259H219ZM223 258V259H222ZM227 258V259H226ZM239 258V259H238ZM249 258V259H248ZM262 258V259H261ZM5 259V260H4ZM40 259V260H39ZM42 259V260H41ZM62 259H64L62 261ZM67 259V260H66ZM69 259V260H68ZM78 259V260H77ZM85 259L87 261H85ZM91 262H90V260ZM102 259V260H101ZM104 259V260H103ZM176 259V260H174ZM235 259V260H232ZM243 261H242V260ZM251 259V260H250ZM14 260V261H13ZM18 260V262H17ZM24 260V261H23ZM29 260V261H28ZM34 260V261H33ZM80 260H82L83 262H80ZM225 260V262H223ZM228 260V261H227ZM231 260V262H230ZM237 260V262H236ZM10 261V262H9ZM20 261V262H19ZM26 261V262H25ZM39 261V262H38ZM50 261V262H49ZM57 261V262H56ZM62 261V262H61ZM69 261V262H68ZM75 261V262H74ZM85 261V262H84ZM95 261V262H94ZM97 261V262H96ZM109 261V262H108ZM181 261V262H180ZM214 261V262H212ZM241 261V262H240ZM246 261V262H245ZM255 261V263H254ZM257 261V262H256ZM17 262V263H16ZM32 262V263H31ZM52 262V263H51ZM166 262V263H165ZM173 262V263H172ZM178 262V263H177ZM185 262V263H184ZM211 262V263H210ZM240 262V263H239ZM243 262V263H242ZM121 262H117V264H120ZM217 264V262H216Z\"/></svg>","mask_w":264,"mask_h":264},{"label":"bare ground","instance_id":"2","mask_svg":"<svg viewBox=\"0 0 264 264\" xmlns=\"http://www.w3.org/2000/svg\"><path fill=\"white\" fill-rule=\"evenodd\" d=\"M63 2H64V0H62ZM71 1V0H70ZM79 1V0H78ZM77 1V2H78ZM88 1V0H87ZM89 1H91V0H89ZM99 1V0H98ZM116 1V0H115ZM122 1H124V0H122ZM132 1V0H131ZM143 1V0H142ZM141 1V2H142ZM147 1V0H146ZM149 1V0H148ZM151 1H153V0H150L149 2H151ZM164 1V0H163ZM172 1H178L177 2V6L176 7H173V9H172V12L173 13H176V12H178V13H176V14H179L180 15V12H181V10H182V12H184V21L181 23L180 22V24L178 25L181 29L182 28H185L184 30H185V34L186 35H191V34H193V32H194V30H197L198 31V29L199 30H202V31H199L200 33H202V34H205L204 32L205 31H207V30H205V29H203L204 27H201V28H198V29H196L195 28V23L194 22H192V19H191V17L194 15V13H196V15H198V14H200V12L202 13V11H201V7H200V3L197 1V0H191L190 2H188V4H187V1L186 0H172ZM221 1V0H220ZM256 1V0H255ZM263 1V0H262ZM42 2V1H41ZM57 2V1H56ZM56 2H54V3H56ZM59 2V1H58ZM84 2V1H83ZM86 2V1H85ZM106 1H104V3H105ZM112 2V1H111ZM149 2H148V4H149ZM209 2H211V1H209ZM213 2H214V0H213ZM226 2V1H225ZM228 3H226L225 5H223V6H221L222 4H223V2H221V3H219V4H217V8H215V10L216 9H218V8H222L221 10L219 9V12L217 13L218 15H217V17L214 19V20H212L211 22L214 24V26H212V27H210V29L211 30H209L210 32H206V34L207 35H209V33H211V39H213L212 40V42H211V40L208 42V41H203V42H201V41H197V39L196 40H193L192 41V45L190 44V46H187V47H192L191 49L192 50H194V52H195V56H193V57H195L196 58V60L197 61H195V62H197L198 63V67L200 68V71L202 72V74L205 72V74L207 73V72H210L211 73V71L213 72V70H214V72H216V73H223V74H225V72L227 71H224V69H227V68H229V69H233L234 71V73H235V75L236 74H238V75H240L239 77H238V75L236 76V79H237V77H238V82L240 83V82H242V81H247V80H249V79H251V78H253V77H256V76H259V75H261L262 74V72H263V70H264V43H263V45H262V43H260L257 39H259V38H254L253 39V41H251V43H252V45L253 44H256V46H257V49H258V51H259V53H260V56H256V55H254L255 53H254V50H252L253 49V47H252V49H251V47H250V49L248 48L249 46H247L248 44H250V42H248L249 40H251V38H252V36H250V34H251V28L253 27V26H258L257 28L261 31V33H263V35H264V25L262 24V21L264 20V14H261V13H263L264 12V9L262 8V9H255L254 10V8L252 7L255 3H253L254 2V0H231V2L230 1H227ZM260 1H258L257 3H259ZM93 3V2H92ZM96 3H98V2H96ZM117 4H118V2H116ZM124 3H126V2H124ZM171 3V2H170ZM262 3V2H261ZM260 3V4H261ZM44 4H46V3H44ZM123 4V3H122ZM144 4H146V3H144ZM155 4H157V3H155ZM204 4V3H203ZM264 4V3H263ZM76 5V4H75ZM93 5V4H92ZM111 5H113V4H111ZM133 5V4H132ZM131 5V6H132ZM158 5H159V3H158ZM187 5V6H186ZM213 5H214V3H213ZM39 6V5H38ZM48 6V5H47ZM65 6V5H64ZM73 6V5H72ZM91 6V5H90ZM94 6V5H93ZM96 6H98V4L96 5ZM95 6V7H96ZM109 6V5H108ZM114 6V5H113ZM121 6V5H120ZM123 6V5H122ZM130 6V5H129ZM128 6V7H129ZM147 6V5H146ZM160 6V5H159ZM184 6H186V8H184ZM215 6V5H214ZM256 6H257V4H256ZM255 6V7H256ZM258 6H260V5H258ZM257 6V7H258ZM57 7H59L58 5H57ZM81 7V6H80ZM80 7H78V8H80ZM85 7V6H84ZM116 7V6H115ZM114 7V8H115ZM148 7V6H147ZM213 7V6H212ZM262 7V6H261ZM263 7H264V5H263ZM49 8V7H48ZM69 8V7H68ZM67 8V9H68ZM118 8V7H117ZM122 8V7H121ZM127 8V7H126ZM142 8V7H141ZM144 8V7H143ZM153 8V7H152ZM171 8V7H170ZM258 8H260V7H258ZM108 9V8H107ZM137 9V8H136ZM145 9V8H144ZM161 9V8H160ZM208 9H210L209 7H208ZM39 9L37 8V3H36V0H0V32L2 33V36H1V38H2V42L4 43V44H6L7 45V51H5V52H7V56H5V57H7V59H5L4 61H8V63H10V65L11 66H13L14 68H16L17 67V69H16V72L18 73V74H20L21 76H23V74H25L26 72H28L30 69V67H31V65L33 64V62H34V59L32 58V56H38V49H37V45H36V36H37V33H38V11ZM50 10V9H49ZM51 10H53V9H51ZM65 10V9H64ZM120 10V9H119ZM141 10V9H140ZM151 10V9H150ZM153 10V9H152ZM171 10V9H170ZM59 11V10H58ZM136 11H139V10H136ZM164 11V10H163ZM200 11V12H199ZM44 12V11H43ZM46 13H47V11H45ZM53 12V11H52ZM51 12V13H52ZM76 12H78V11H76ZM128 12V11H127ZM130 12V11H129ZM181 12V13H182ZM206 12H208V11H206ZM215 12V11H214ZM214 12H213V14H214ZM55 13V12H54ZM111 13V12H110ZM113 13V12H112ZM115 13V12H114ZM118 13V12H117ZM145 13V12H144ZM161 13V12H160ZM159 13V14H160ZM164 13H166V12H164ZM240 14L242 17H241V19H237L236 18V15L235 14ZM48 14V13H47ZM62 14V13H61ZM73 14V13H72ZM107 14V13H106ZM105 14V15H106ZM123 14V13H122ZM167 14H169L168 12H167ZM203 14V13H202ZM205 14V13H204ZM211 14V13H210ZM59 15V14H58ZM75 15H77L76 13H75ZM108 15V14H107ZM141 15V14H140ZM152 15V14H151ZM157 15V14H156ZM169 15H171V17H173L172 15V13L171 14H169ZM60 16V15H59ZM58 16V17H59ZM111 16H113V15H111ZM138 16V15H137ZM145 16V15H144ZM181 16V15H180ZM207 16V15H206ZM213 16V15H212ZM55 17V16H54ZM66 17H67V15H66ZM75 17V16H74ZM105 17V16H104ZM120 17V16H119ZM123 17V16H122ZM152 17V16H151ZM194 17V16H193ZM196 17V16H195ZM195 17H194V19H195ZM202 17V16H201ZM103 18V17H102ZM109 18H110V16H109ZM112 18V17H111ZM133 18H135V17H133ZM140 18V17H139ZM143 18V17H142ZM153 18V17H152ZM161 18V17H160ZM160 18H157V21L160 19ZM197 18H200V17H197ZM44 19V18H43ZM46 19V18H45ZM71 19V18H70ZM106 19V18H105ZM129 19V18H128ZM131 19V18H130ZM138 19V18H137ZM136 19V20H137ZM146 19H147V17H146ZM151 19V18H150ZM168 19H169V17H168ZM175 18H173V20H174ZM179 19V18H178ZM181 19H182V17H181ZM206 19V18H205ZM243 19V20H242ZM52 20V19H51ZM60 20V19H59ZM66 20H67V18H66ZM73 20V19H72ZM82 20V19H81ZM108 20V19H107ZM118 20V19H117ZM153 20H156V19H153ZM172 20V19H171ZM173 20H172V22H173ZM207 20H208V18H207ZM45 21H47V20H45ZM53 21V20H52ZM55 21V20H54ZM109 21V20H108ZM107 21V22H108ZM112 21V20H111ZM135 21V20H134ZM177 21V20H176ZM175 21V22H176ZM195 21V20H194ZM48 22V21H47ZM51 22V21H50ZM49 22V23H50ZM56 22V21H55ZM54 22V23H55ZM73 22V21H72ZM71 22V25L73 24ZM78 22V21H77ZM80 22V21H79ZM101 22V21H100ZM103 22V21H102ZM106 22V21H105ZM105 22H104V24H105ZM106 22V23H107ZM159 22V21H158ZM169 22V21H168ZM168 22H166V24L168 23ZM172 22H170V24L172 23ZM174 22V23H175ZM200 22V21H199ZM41 23V22H40ZM39 23V24H40ZM53 23V22H52ZM63 23H64V21H63ZM76 23V22H75ZM115 23V22H114ZM152 23V22H151ZM157 23V22H156ZM164 23V22H163ZM162 23V24H163ZM179 23V21H177V24ZM209 23V22H208ZM44 24V23H43ZM46 24V23H45ZM44 24V25H45ZM67 23H65V25H66ZM81 24V23H80ZM80 24H78V25H80ZM112 24V23H111ZM124 24H126V23H124ZM138 24V23H137ZM155 24V23H154ZM160 24V23H159ZM170 24H167L168 25V27L170 28ZM173 24V23H172ZM171 24V25H172ZM197 24V23H196ZM200 24V23H199ZM204 24V23H203ZM41 25V24H40ZM57 25H59V24H57ZM64 25V26H65ZM70 25V24H69ZM129 25V23L127 24V26ZM150 25V24H149ZM153 25V24H152ZM198 25V24H197ZM205 25H207V24H205ZM63 26V25H62ZM73 26H74V24H73ZM148 26V25H147ZM146 26V27H147ZM165 26V25H164ZM177 26V27H178ZM184 26V27H183ZM51 27H53V26H51ZM60 27V26H59ZM74 27H76V26H74ZM81 27V26H80ZM84 27V26H83ZM99 27V26H98ZM97 27V28H98ZM106 27V26H105ZM109 27V26H108ZM114 27V26H113ZM113 27H111L110 29L112 30V28ZM162 27V26H161ZM161 27H159L160 29H161ZM167 27V26H166ZM167 27V28H168ZM60 28H62V27H60ZM70 28V27H69ZM69 28H67L68 30H69ZM82 28V27H81ZM100 28H101V26H100ZM145 28V27H144ZM148 28V27H147ZM150 28V27H149ZM172 28H174V26L172 27ZM171 28V29H172ZM176 28V27H175ZM180 28H178V31H180L181 29ZM206 28V27H205ZM256 28V29H257ZM41 29V28H40ZM44 29V28H43ZM42 29V30H43ZM63 29V28H62ZM73 29V28H72ZM152 29V28H151ZM166 29V28H165ZM170 29V30H171ZM257 29V30H258ZM45 30V29H44ZM58 29H56L55 31L56 32H58L57 31ZM61 30V29H60ZM59 30V31H60ZM84 30V29H83ZM95 30H97V29H95ZM98 30H100V29H98ZM102 30H103V28H102ZM108 30V29H107ZM124 30V29H123ZM140 30V29H139ZM167 30V29H166ZM165 30V31H166ZM183 30V29H182ZM65 31V30H64ZM63 31V32H64ZM74 31V30H73ZM75 31H77V29L75 30ZM137 31V30H136ZM143 31H145V30H143ZM153 31V30H152ZM162 31H163V28H162ZM260 31H257V32H260ZM43 32V31H42ZM48 32H50V31H48ZM52 33H53V31H51ZM50 32V33H51ZM78 32V31H77ZM94 32V31H93ZM111 32V31H110ZM116 32V31H115ZM142 32V31H141ZM141 32H139V33H141ZM156 32V31H155ZM157 32H159V30H157ZM256 32V33H257ZM79 33V32H78ZM96 33V32H95ZM104 33V32H103ZM103 33H101V34H103ZM112 33V32H111ZM151 33V32H150ZM154 33V32H153ZM164 33H166V32H164ZM169 33V32H168ZM171 33H173V32H171ZM170 33V34H171ZM198 33V32H197ZM253 33V32H252ZM56 34V33H55ZM98 34V33H97ZM105 34V33H104ZM135 34V33H134ZM159 34V33H158ZM161 34V33H160ZM163 34V33H162ZM161 34V35H162ZM167 34V33H166ZM170 34H167V35H170ZM182 34V33H181ZM205 34V35H206ZM258 34V33H257ZM1 35V34H0ZM52 35V34H51ZM62 35V34H61ZM70 35V34H69ZM75 35V34H74ZM73 35V36H74ZM81 35H82V33H81ZM98 35H100V34H98ZM137 35V34H136ZM139 35V34H138ZM157 35V34H156ZM155 35V36H156ZM180 35V34H179ZM204 35V36H205ZM206 35V36H207ZM254 36H255V34H253ZM263 35H262V38H263ZM45 36V35H44ZM58 36V35H57ZM72 36V35H71ZM90 36V35H89ZM89 36H88V38H89ZM94 36V35H93ZM100 36H102V35H100ZM105 36H106V34H105ZM111 36V35H110ZM115 36V35H114ZM113 36V37H114ZM147 36H149V35H147ZM165 36V35H164ZM192 37H193V35H191ZM251 38H250V37ZM46 37V36H45ZM51 37V36H50ZM54 37H55V35H54ZM59 37V36H58ZM108 37V36H107ZM107 37H106V39H107ZM138 37V36H137ZM163 37V36H162ZM161 37V38H162ZM166 37V36H165ZM170 37V36H169ZM168 37V38H169ZM173 37V36H172ZM201 37V36H200ZM199 37V38H200ZM250 39H249V38ZM56 38V37H55ZM63 38V37H62ZM87 38V39H88ZM100 38V37H99ZM105 38V37H104ZM104 38H102V39H104ZM129 38V37H128ZM134 38H136V37H134ZM139 38V37H138ZM148 38V37H147ZM167 38V39H168ZM195 38H197V36L195 37ZM203 38V37H202ZM249 40H248V39ZM42 39V38H41ZM47 39V38H46ZM50 39V38H49ZM51 39H53L52 37H51ZM59 39V38H58ZM65 39H66V37H65ZM69 39V38H68ZM81 39V38H80ZM90 39V38H89ZM93 39H95L94 37H93ZM98 39V38H97ZM101 39V40H102ZM131 39V38H130ZM139 39H141V38H139ZM180 39H181V37H180ZM186 39V38H185ZM194 39V38H193ZM201 39V38H200ZM205 38H203L202 40H204ZM44 40V39H43ZM57 40V39H56ZM84 40V39H83ZM92 40V39H91ZM100 40V41H101ZM112 40V39H111ZM144 40V39H143ZM154 40V39H153ZM160 40V39H159ZM162 40H166V39H162ZM171 40V39H170ZM209 40V39H208ZM52 41V40H51ZM58 41V40H57ZM56 41V42H57ZM69 41H72L71 39L69 40ZM76 41V40H75ZM78 41V40H77ZM140 41V40H139ZM138 41V42H139ZM158 41V40H157ZM178 41V40H177ZM188 41H190V40H188ZM262 41V40H261ZM42 42H44V41H42ZM49 42V41H48ZM53 42V41H52ZM59 42H60V44H61V41L59 40ZM58 42V43H59ZM63 42V41H62ZM66 42H67V39H66ZM66 42H64V43H66ZM88 42V41H87ZM93 42V41H92ZM105 42H107V41H105ZM109 42V41H108ZM112 42V41H111ZM134 42V41H133ZM137 42V43H138ZM169 42V41H168ZM167 42V43H168ZM243 42V43H242ZM45 43V42H44ZM57 43V44H58ZM73 43V42H72ZM89 43V42H88ZM91 43V42H90ZM99 43V42H98ZM97 43V44H98ZM130 43V42H129ZM136 43V42H135ZM134 43V44H135ZM149 43V42H148ZM155 43V42H154ZM163 43V42H162ZM165 43V42H164ZM242 43V44H241ZM40 44H41V42H40ZM60 44H59V46H60ZM66 44H68V43H66ZM92 44V43H91ZM90 44V46H92ZM104 44V43H103ZM108 44V43H107ZM124 44H126L127 45V42L126 43H124ZM139 44V43H138ZM243 44H246L245 46H247V48H246V51H245V49L243 48V47H241ZM50 45V43H48V46ZM62 45H64V44H62ZM87 45V44H86ZM121 45V44H120ZM147 45V44H146ZM149 45V44H148ZM167 45V44H166ZM183 45V44H182ZM189 45V44H188ZM58 45H57V47H59ZM72 46H74V45H72ZM77 46V45H76ZM89 46V47H90ZM95 46V45H94ZM102 46V45H101ZM131 46V45H130ZM176 46V45H175ZM4 47V46H3ZM39 47V46H38ZM40 47H41V45H40ZM39 47V48H40ZM87 47V46H86ZM88 47V48H89ZM124 47V46H123ZM129 47V46H128ZM149 47V46H148ZM153 47V46H152ZM172 47V46H171ZM186 47V46H185ZM210 48L211 49V51L213 50V51H216V52H219V54L221 55V60H222V67H224V68H222V67H220V68H217V67H215V68H211L210 66H211V64H208V62H207V60H206V58L203 56V49L204 48ZM61 48V47H60ZM69 48V47H68ZM72 48V47H71ZM74 48V47H73ZM91 48V47H90ZM106 48V47H105ZM107 48H108V46H107ZM135 48V47H134ZM166 48V47H165ZM173 48V47H172ZM41 49V48H40ZM43 49V48H42ZM49 49V48H48ZM94 49V48H93ZM92 49V50H93ZM101 49V48H100ZM121 49V48H120ZM124 48H122V50H123ZM126 49V48H125ZM124 49V50H125ZM132 49H133V47H132ZM155 49H157V48H155ZM164 49V48H163ZM175 49V48H174ZM189 49V48H188ZM191 49H189V50H191ZM244 49V50H243ZM47 50V49H46ZM86 50H89V49H86ZM86 50H85V52H86ZM102 50H103V48H102ZM105 50V49H104ZM127 50V49H126ZM128 50H129V48H128ZM169 50V49H168ZM171 50V49H170ZM177 49H175V51H176ZM179 50V49H178ZM191 50V52L193 53V51ZM209 50V49H208ZM94 51V50H93ZM113 51H114V49H113ZM156 51V50H155ZM207 51V50H206ZM258 51H257V53H258ZM3 52V51H2ZM30 52V53H29ZM47 52V51H46ZM92 52V51H91ZM125 52V51H124ZM130 52V51H129ZM140 52V51H139ZM142 52V51H141ZM157 52H158V50H157ZM181 52V51H180ZM185 52H186V50H185ZM185 52L183 51V53L185 54ZM189 52V51H188ZM187 52V53H188ZM190 52V53H191ZM215 52V53H216ZM30 54L29 56L31 57H27L28 55L27 54ZM82 54H81V56L83 55V53H84V51L83 52H81ZM96 53V52H95ZM122 53V52H121ZM131 53V52H130ZM133 53H135V51L133 52ZM154 53V52H153ZM182 53V52H181ZM209 53V52H208ZM207 53V54H208ZM42 54H43V52H42ZM46 54V53H45ZM69 54V53H68ZM79 54V53H78ZM87 54V53H86ZM97 54V53H96ZM125 54H127V53H125ZM129 54V53H128ZM144 54H146V53H144ZM151 54H152V52H151ZM150 54V55H151ZM157 54V53H156ZM1 55V54H0ZM77 55V54H76ZM94 55V54H93ZM93 55H91L92 57H95V56H93ZM100 55V54H99ZM139 55H140V53H139ZM154 55V54H153ZM158 55H159V53H158ZM189 55V54H188ZM187 54H186V56H188ZM205 55V54H204ZM211 55V54H210ZM46 56H49V55H46ZM103 56V55H102ZM102 56H100V57H102ZM126 56V55H125ZM125 56H124V58H125ZM130 56V55H129ZM172 56H174V55H172ZM176 56V55H175ZM185 56V57H186ZM192 56V55H191ZM212 56H213V54H212ZM212 56H210V57H212ZM218 56V55H217ZM1 57H3V58H5L4 56H1ZM41 57V56H40ZM84 57V56H83ZM90 57V56H89ZM113 57V56H112ZM136 57V56H135ZM169 57V56H168ZM184 56H183V58L182 59H184L185 58ZM192 57V58H193ZM45 58V57H44ZM68 58H69V56H68ZM80 58V57H79ZM86 58H88V57H86ZM91 58V57H90ZM96 58V57H95ZM123 58V59H124ZM129 59H130V57H128ZM127 58V59H128ZM144 58V57H143ZM146 58V57H145ZM151 58V57H150ZM180 58V57H179ZM191 58V57H190ZM208 58V57H207ZM214 58V57H213ZM212 58V59H213ZM40 59V58H39ZM73 59V58H72ZM77 59V58H76ZM97 59V58H96ZM95 59V60H96ZM102 59V58H101ZM109 59H110V57H109ZM119 59V58H118ZM122 59V60H123ZM138 59V58H137ZM140 59V58H139ZM153 59V58H152ZM177 59H178V57H177ZM212 59H210V60H212ZM42 60V59H41ZM65 60V59H64ZM63 60V61H64ZM67 60H69V59H67ZM82 60V59H81ZM81 60H80V63H81ZM92 60V59H91ZM98 60V59H97ZM112 60H114V59H112ZM121 60V59H120ZM119 60V61H120ZM125 60V59H124ZM146 60H149V58L148 59H146ZM173 60H174V58H173ZM185 60V59H184ZM187 60H189L188 58H187ZM194 60V59H193ZM192 60V61H193ZM6 61V62H7ZM76 61H78L79 62V59L78 60H76ZM83 61V60H82ZM85 61H87V60H85ZM90 61V60H89ZM94 61V60H93ZM110 61V60H109ZM133 61V60H132ZM131 61V62H132ZM136 61V60H135ZM191 61V60H190ZM65 62V61H64ZM147 62V61H146ZM150 62V61H149ZM170 62V61H169ZM175 62V61H174ZM179 62H181V61H179ZM178 62V63H179ZM209 62H211V61H209ZM213 62V61H212ZM68 63H69V61H68ZM110 63V62H109ZM115 63V62H114ZM113 63V64H114ZM116 63H118V62H116ZM122 63V62H121ZM143 63V62H142ZM148 63V62H147ZM156 63V62H155ZM177 63V64H178ZM191 63V62H190ZM215 63V62H214ZM220 63V62H219ZM67 64V63H66ZM66 64L65 65H63V66H66ZM78 64V63H77ZM86 64V63H85ZM84 64V65H85ZM112 64V63H111ZM129 63H127V65H128ZM138 64H139V62H138ZM170 64V63H169ZM175 64V63H174ZM180 64V63H179ZM181 64H183V62L181 63ZM185 64V63H184ZM74 65H76V64H74ZM108 65H110V64H108ZM125 65V64H124ZM126 65V66H127ZM130 65H132V64H130ZM134 65H136V64H134ZM157 65V64H156ZM187 65V64H186ZM16 66V67H15ZM71 66H72V64H71ZM77 66H81V64L80 65H77ZM113 66H115V65H113ZM118 66V65H117ZM136 66H138V65H136ZM141 66V65H140ZM148 66V65H147ZM157 66H160V65H157ZM167 66H169V65H167ZM174 66V65H173ZM176 66V65H175ZM184 66V65H183ZM182 66V67H183ZM213 66H215V65H213ZM212 66V67H213ZM218 66V65H217ZM73 67V66H72ZM76 67V66H75ZM104 67V66H103ZM133 67V66H132ZM132 67H130V68H132ZM156 67V66H155ZM166 67V66H165ZM171 67V66H170ZM170 67H167V72L169 73V72H171V68ZM181 67V66H180ZM186 67V66H185ZM7 68V67H6ZM65 68V67H64ZM70 68V67H69ZM77 68V67H76ZM82 68V67H81ZM87 68H88V66H87ZM114 68V67H113ZM119 68V67H118ZM123 68V67H122ZM127 68V67H126ZM134 68V67H133ZM187 68L188 67H186V69L184 68V70H186V71H188L187 70ZM190 68V67H189ZM191 68H193L192 66H191ZM4 69V68H3ZM67 69V68H66ZM105 69V68H104ZM146 69V68H145ZM144 69V70H145ZM148 69H150V68H148ZM148 69H146L147 71H148ZM175 69H176V67H175ZM179 69V68H178ZM181 69V68H180ZM194 69V68H193ZM196 69V68H195ZM1 70V69H0ZM70 70V69H69ZM79 70V69H78ZM118 70V69H117ZM123 70V69H122ZM121 70V71H122ZM128 70V69H127ZM136 70H137V68H136ZM197 70V69H196ZM10 71V70H9ZM46 71V70H45ZM65 71V70H64ZM100 71H101V69H100ZM103 71V70H102ZM104 71H106V69L104 70ZM109 71V70H108ZM108 71H106V72H108ZM110 71H112V70H110ZM131 71V70H130ZM173 71H174V69H173ZM199 71V70H198ZM198 71L196 72V73H198ZM207 71V72H206ZM15 72V73H16ZM68 72V71H67ZM127 72V71H126ZM142 72V71H141ZM150 72V71H149ZM153 72V71H152ZM167 72H166V74H167ZM181 72V71H180ZM189 72V71H188ZM188 72H187V74H188ZM228 72H230V71H228ZM232 72V73H233ZM4 73V72H3ZM6 73V72H5ZM69 73V72H68ZM113 73V72H112ZM120 73V72H119ZM123 73V72H122ZM129 73V72H128ZM128 73H125L126 75L128 74ZM137 73L139 74V72L137 71ZM136 72H135V74H137ZM156 73V72H155ZM163 73H164V71H163ZM173 73V72H172ZM175 73V72H174ZM177 73V72H176ZM7 74V73H6ZM12 74V73H11ZM58 74H60V73H58ZM64 74V73H63ZM62 74V75H63ZM74 74H76V73H74ZM101 73H99V75H100ZM105 74V73H104ZM154 74V73H153ZM157 74V73H156ZM187 75L186 73H185V71H183L182 70V75ZM199 74V73H198ZM204 74V75H205ZM242 74V75H241ZM108 75H110L109 73H108ZM122 75V74H121ZM123 75H124V73H123ZM128 75H131V74H128ZM141 75V74H140ZM158 75V74H157ZM200 75V74H199ZM208 75H210V74H208ZM213 75V74H212ZM222 75V74H221ZM225 75H227V73L225 74ZM231 75H233V74H231ZM8 76V75H7ZM13 76V75H12ZM50 76H52V75H50ZM58 76V75H57ZM56 76V77H57ZM71 76V75H70ZM69 76V77H70ZM101 76V75H100ZM99 76V77H100ZM105 76H107V75H105ZM137 76V75H136ZM150 76V75H149ZM179 76H180V74H179ZM202 76V75H201ZM207 76V75H206ZM214 76H215V74H214ZM229 76H230V74H229ZM10 77V76H9ZM48 77V76H47ZM59 77V76H58ZM64 77V76H63ZM91 77V76H90ZM114 77H115V75H114ZM121 77V76H120ZM133 77V76H132ZM141 77V76H140ZM139 77V78H140ZM143 77V76H142ZM165 77V76H164ZM170 77V76H169ZM203 77V76H202ZM210 77V76H209ZM221 77V76H220ZM219 77V78H220ZM224 77L225 76H223L221 79H224ZM14 78V77H13ZM24 78H25V76H24ZM44 78V77H43ZM52 78V77H51ZM68 78V77H67ZM94 78H96L95 76H94ZM106 78V77H105ZM128 78V77H127ZM157 78V77H156ZM163 78V77H162ZM172 78V77H171ZM178 78V77H177ZM184 78V77H183ZM194 78V77H193ZM205 78V77H204ZM204 78H202L201 79V81H199V82H204V81H206ZM208 78V77H207ZM226 78V77H225ZM235 78V77H234ZM16 79V78H15ZM22 79V78H21ZM45 79L47 80L48 78H46L45 77ZM57 79V78H56ZM56 79H54V82H55V80ZM60 79V78H59ZM88 79V78H87ZM92 79V78H91ZM98 79V78H97ZM100 79V78H99ZM117 79V78H116ZM136 79L138 80V77H136ZM143 79V78H142ZM170 79V78H169ZM180 79V78H179ZM182 79V78H181ZM190 80H192V76H191V78H189ZM195 79V78H194ZM220 79V80H221ZM227 79V78H226ZM225 79V80H226ZM232 79V78H231ZM10 80V79H9ZM11 80H12V78H11ZM42 80V79H41ZM40 80V81H41ZM44 80V79H43ZM90 80V79H89ZM92 80H94V79H92ZM92 80H91V82H92ZM96 80V79H95ZM108 80V79H107ZM121 80V79H120ZM123 80V79H122ZM128 80V79H127ZM144 80V79H143ZM167 80V79H166ZM172 80V79H171ZM174 80V79H173ZM184 80V79H183ZM187 80V79H186ZM197 80V79H196ZM211 80H212V78H211ZM216 80V79H215ZM214 80V81H215ZM229 80H230V78H229ZM4 81V80H3ZM22 81V80H21ZM25 81V80H24ZM30 81V80H29ZM53 81V80H52ZM109 81H111L110 79H109ZM126 81V80H125ZM128 81H130V79L128 80ZM161 81V80H160ZM178 81V80H177ZM194 81V80H193ZM209 81H210V79H209ZM209 81H207V82H209ZM222 81V80H221ZM227 81V80H226ZM225 81V82H226ZM0 82H2V78H0ZM19 82V81H18ZM36 82V81H35ZM42 82V81H41ZM40 82V83H41ZM49 82V81H48ZM58 82V81H57ZM88 83H89V81H87ZM103 82H104V80H103ZM102 82V83H103ZM106 82V81H105ZM104 82V83H105ZM108 82V81H107ZM117 82V81H116ZM138 82H139V80H138ZM167 82V81H166ZM170 82V81H169ZM192 82V81H191ZM198 82V83H199ZM220 82V81H219ZM36 83H38V82H36ZM35 83V84H36ZM80 83H82V82H80ZM97 83V82H96ZM112 84L113 83H115L114 82V80H113V82H111ZM120 83H122V82H120ZM134 83V82H133ZM136 83V82H135ZM152 83V82H151ZM183 83V82H182ZM221 83V82H220ZM244 83V82H243ZM3 84H4V82H3ZM8 84H10V83H8ZM16 84H18V83H16ZM42 84V83H41ZM40 84V85H41ZM77 84V83H76ZM92 84V83H91ZM101 84V83H100ZM108 84V83H107ZM106 84V85H107ZM112 84H111V86H112ZM116 84V83H115ZM132 84V83H131ZM142 84V83H141ZM158 84V83H157ZM165 84V83H164ZM174 84V83H173ZM178 84V83H177ZM186 84V83H185ZM184 84V85H185ZM189 84V83H188ZM192 84V83H191ZM195 84V83H194ZM201 84V83H200ZM209 84V83H208ZM212 84H213V82H212ZM212 84H211V86H212ZM219 83H217V85H218ZM237 84V83H236ZM245 84V83H244ZM1 85V84H0ZM6 85V84H5ZM13 85V84H12ZM40 85L38 86V87H40ZM44 85V84H43ZM82 85V84H81ZM94 85V84H93ZM97 85V84H96ZM99 85V84H98ZM105 85V84H104ZM103 85V86H104ZM105 85V86H106ZM109 85V84H108ZM117 85V84H116ZM120 85V84H119ZM136 85H138L137 83H136ZM160 85V84H159ZM172 85V84H171ZM183 85V86H184ZM210 85V84H209ZM215 85V84H214ZM213 85V86H214ZM225 85V84H224ZM20 86H21V84H20ZM24 86V85H23ZM42 86V85H41ZM46 86V85H45ZM48 86V85H47ZM51 86V85H50ZM84 86V85H83ZM89 86V85H88ZM102 86V87H103ZM122 86V85H121ZM133 86V85H132ZM146 86V85H145ZM149 86V85H148ZM161 86H162V84H161ZM189 85H187V88L189 89V87H188ZM190 86H192V85H190ZM198 86V85H197ZM201 86H202V84H201ZM203 86H204V84H203ZM220 86V85H219ZM218 86V87H219ZM5 87V86H4ZM12 87V86H11ZM14 87V86H13ZM12 87V88H13ZM25 87V86H24ZM23 87V88H24ZM35 87V86H34ZM64 87V86H63ZM67 87V86H66ZM75 87V86H74ZM85 87V86H84ZM90 87H91V85H90ZM94 87L95 86H93V90H94ZM99 87H101V86H98V89H99ZM113 87V86H112ZM118 87V86H117ZM126 87V86H125ZM124 87V88H125ZM142 87V86H141ZM147 87V86H146ZM150 87H151V85H150ZM160 87V86H159ZM164 87H165V85H164ZM177 87V86H176ZM179 87V86H178ZM177 87V88H178ZM205 87H207V85L205 86ZM204 87V88H205ZM17 88V87H16ZM16 88H13V89H16ZM27 88V87H26ZM33 88V87H32ZM43 88V87H42ZM77 88V87H76ZM79 88V87H78ZM88 88V87H87ZM95 88H97V87H95ZM148 88V87H147ZM152 88V87H151ZM151 88H150V90H151ZM154 88H155V86H154ZM162 88V87H161ZM176 88V89H177ZM185 88V87H184ZM183 88V89H184ZM194 88V87H193ZM200 88V87H199ZM209 88L211 89V87L209 86ZM214 88V87H213ZM217 88V87H216ZM19 89V88H18ZM47 89V88H46ZM73 89V88H72ZM80 89V88H79ZM78 89V90H79ZM107 89V88H106ZM126 89V88H125ZM163 89V88H162ZM173 89V88H172ZM181 89V88H180ZM179 89V90H180ZM187 89V90H188ZM196 89V88H195ZM197 89H198V87H197ZM207 89V88H206ZM1 90V89H0ZM28 90V89H27ZM38 90L39 91H41L39 88H38ZM75 90V89H74ZM91 90V89H90ZM102 90H103V88H102ZM101 89L99 90V92L100 91H102ZM105 90V89H104ZM111 90V89H110ZM117 90V89H116ZM152 90H153V88H152ZM167 90H168V88H167ZM178 90V91H179ZM191 90H193L192 88H191ZM214 90H216V89H214ZM13 91V90H12ZM33 91H35V90H33ZM61 91H62V89H61ZM66 91H68V90H66ZM72 91V90H71ZM76 91V90H75ZM80 91H82V90H80ZM92 91V90H91ZM114 90H112L111 92H109V96H110V93H112ZM130 91V90H129ZM132 91H133V89H132ZM139 91V90H138ZM166 91V90H165ZM173 91V90H172ZM185 91L186 90H184V93H185ZM190 91V90H189ZM198 91V90H197ZM200 91V90H199ZM208 91H209V89H208ZM207 91V92H208ZM211 91V90H210ZM23 92V91H22ZM29 92V91H28ZM64 92V91H63ZM77 92V91H76ZM86 93H87V91H85ZM95 92H96V90H95ZM98 92V91H97ZM104 92H106V91H104ZM125 92H127V91H125ZM140 92V91H139ZM149 92V91H148ZM152 92V91H151ZM164 92V91H163ZM174 92V91H173ZM187 92V91H186ZM212 92V91H211ZM215 92V91H214ZM213 92V93H214ZM217 92V91H216ZM219 92V91H218ZM8 93V92H7ZM21 93V92H20ZM27 93V92H26ZM25 93V94H26ZM32 93V92H31ZM34 93V92H33ZM37 93H38V91H37ZM67 93V92H66ZM65 93V94H66ZM74 93V92H73ZM92 93V92H91ZM103 93V92H102ZM116 93V92H115ZM120 93V92H119ZM154 93V92H153ZM160 93L161 92H159L158 93V96L160 95ZM176 94H178L177 92H175ZM191 93H193V92H191ZM196 92H194V94H195ZM201 93H203L202 91H201ZM201 93H199V95L201 94ZM210 93V92H209ZM22 94V93H21ZM35 94H36V92H35ZM42 94V93H41ZM71 94V93H70ZM89 94V93H88ZM88 94L86 95V96H88ZM96 94V93H95ZM101 94V93H100ZM146 94H148V93H146ZM162 94V93H161ZM169 94V93H168ZM175 94V95H176ZM183 94V93H182ZM212 94V93H211ZM222 94V93H221ZM33 95V94H32ZM39 95H40V93H39ZM62 95V94H61ZM99 95V94H98ZM128 95V94H127ZM142 95V94H141ZM152 95V93L150 94V96ZM196 95H198V94H196ZM213 95V94H212ZM215 95V94H214ZM21 96V95H20ZM26 96V95H25ZM38 96V95H37ZM44 96V95H43ZM50 96V95H49ZM56 96H57V93H56ZM58 96H59V93H58ZM66 96V95H65ZM83 96H84V94H83ZM82 96V97H83ZM103 96V95H102ZM111 96H113L114 97V95H112L111 94ZM118 96V95H117ZM122 96V95H121ZM134 96V95H133ZM144 96V95H143ZM142 96V97H143ZM153 96V95H152ZM154 96H156V95H154ZM180 96V95H179ZM188 96V95H187ZM194 96V95H193ZM215 96H217V95H215ZM61 97V96H60ZM67 97V96H66ZM98 97V96H97ZM99 97H101L100 95H99ZM99 97H98V99H99ZM104 97V96H103ZM120 97V96H119ZM118 97V98H119ZM138 97V96H137ZM136 97V98H137ZM160 97V96H159ZM158 97V98H159ZM163 97V96H162ZM174 97V96H173ZM181 97V96H180ZM179 97V98H180ZM183 97H186L185 95L183 96ZM183 97H181V98H183ZM190 97V96H189ZM189 97H188V99H189ZM197 97H199V96H197ZM202 97H205L204 95L202 96ZM10 98V97H9ZM36 98V97H35ZM47 98H49V97H47ZM57 98H59V97H57ZM56 98V99H57ZM88 98V97H87ZM91 98V97H90ZM89 98V99H90ZM95 98V97H94ZM105 98V97H104ZM115 98V97H114ZM129 98H131V97H129ZM132 98H134V97H132ZM139 98V97H138ZM140 98H141V96H140ZM175 98V97H174ZM173 98V99H174ZM210 98H213V97H210ZM209 98V99H210ZM46 99V98H45ZM55 99V100H56ZM59 99H61V98H59ZM80 99V98H79ZM107 99V98H106ZM110 99V98H109ZM145 99V98H144ZM146 99H147V96H146ZM145 99V100H146ZM150 99V98H149ZM184 99V98H183ZM197 99V98H196ZM198 99H200V98H198ZM202 99V98H201ZM206 99V98H205ZM215 99V98H214ZM52 100V99H51ZM50 100V101H51ZM54 100V99H53ZM54 100V101H55ZM69 100V99H68ZM74 100V99H73ZM76 100V99H75ZM84 100H86L85 98H84ZM92 99H90V101H91ZM101 100V99H100ZM103 100V99H102ZM110 100H112V99H110ZM109 100V101H110ZM114 100V99H113ZM138 100V99H137ZM154 100H155V98H154ZM170 100H172V99H170ZM194 100V99H193ZM204 100V99H203ZM213 100V99H212ZM42 101H44V100H42ZM48 101V100H47ZM59 101V100H58ZM57 101V102H58ZM65 101V100H64ZM77 101V100H76ZM83 101V100H82ZM81 101V102H82ZM87 101V100H86ZM90 101L88 102V103H90ZM116 101V100H115ZM118 101V100H117ZM124 101V100H123ZM127 101V100H126ZM133 101H134V99H133ZM148 101H150V100H148ZM158 100H156V102H157ZM190 101V100H189ZM192 101V100H191ZM205 101V100H204ZM209 101H211V100H209ZM13 102H15V101H13ZM39 102V101H38ZM67 102H69V101H67ZM73 101H71V103H72ZM85 102V101H84ZM92 102V101H91ZM96 102V101H95ZM97 102H98V100H97ZM97 102H96V104H97ZM102 102H104V101H102ZM106 102H107V100H106ZM111 102V101H110ZM114 102V101H113ZM122 102V101H121ZM130 102V101H129ZM155 102V101H154ZM164 102V101H163ZM173 102V101H172ZM176 102V101H175ZM181 102V101H180ZM184 102H186V100L184 101ZM200 102V101H199ZM203 102V101H202ZM208 102V101H207ZM9 103V102H8ZM7 103V104H8ZM17 103V102H16ZM48 103V102H47ZM56 103V102H55ZM120 103V102H119ZM126 103V102H125ZM149 103V102H148ZM150 103H151V101H150ZM183 103V102H182ZM194 103V102H193ZM210 103V102H209ZM43 104V103H42ZM52 104V103H51ZM54 104V103H53ZM75 104V103H74ZM80 104H82V103H80ZM87 104V103H86ZM107 104V103H106ZM120 104H122V103H120ZM119 104V105H120ZM127 104H129V103H127ZM132 104H133V102H132ZM132 104H130V106L132 105ZM155 104V103H154ZM157 104V103H156ZM181 104V103H180ZM190 104V103H189ZM188 104V105H189ZM204 104V103H203ZM12 105H14V104H12ZM55 105V104H54ZM70 105V104H69ZM84 105V104H83ZM95 105V104H94ZM98 105V104H97ZM97 105H96V107L95 108H97L98 109V107H97ZM101 105H102V103H101ZM108 105V104H107ZM110 105V104H109ZM108 105V106H109ZM139 105V104H138ZM140 105H141V103H140ZM143 105V104H142ZM146 105V104H145ZM148 105V104H147ZM153 105V104H152ZM170 105V104H169ZM174 105V104H173ZM201 105V104H200ZM205 105V104H204ZM206 105H207V103H206ZM43 106H45V105H43ZM65 106V105H64ZM79 107H80V105H78ZM77 106V107H78ZM82 106V105H81ZM87 106V105H86ZM85 106V107H86ZM90 106V105H89ZM103 106V105H102ZM124 105H122V107H123ZM134 106V105H133ZM144 106V105H143ZM179 106V105H178ZM182 106H184V104L182 105ZM191 106V105H190ZM198 106V105H197ZM49 107V106H48ZM73 107H74V105H73ZM76 107V108H77ZM101 106H99V108H100ZM106 107V106H105ZM118 108H119V106H117ZM121 107V108H122ZM128 107V106H127ZM135 107V106H134ZM138 107V106H137ZM140 107V106H139ZM142 107V106H141ZM199 107V106H198ZM42 108H44V107H42ZM52 108V107H51ZM81 108V107H80ZM89 108V107H88ZM109 108V107H108ZM114 108V107H113ZM131 108V107H130ZM150 108V107H149ZM149 108H147V109H149ZM164 108V107H163ZM190 108V107H189ZM47 109V108H46ZM50 109V108H49ZM64 109V108H63ZM62 109V110H63ZM82 109H83V107H82ZM81 109V110H82ZM84 109H86V108H84ZM83 109V110H84ZM111 109V108H110ZM123 109V108H122ZM136 109V108H135ZM134 109V110H135ZM145 109V108H144ZM167 109V108H166ZM171 109V108H170ZM177 109H179L178 107H177ZM182 109V108H181ZM188 109V108H187ZM195 109V108H194ZM198 109V108H197ZM208 109V108H207ZM206 109V110H207ZM4 110V109H3ZM15 110V109H14ZM45 110V109H44ZM65 110V109H64ZM70 110H72V109H70ZM81 110H79V112L81 111ZM90 110V109H89ZM91 110H92V108H91ZM95 109H93L92 111H94ZM99 110V109H98ZM103 110L105 111V109H104V107H103ZM112 110V109H111ZM131 110V109H130ZM136 110H138V109H136ZM143 110V109H142ZM155 110H156V108H155ZM165 110V109H164ZM180 110V109H179ZM192 109H190V111H191ZM40 111V110H39ZM115 111V110H114ZM116 111H120V109H118V110H116ZM148 111V110H147ZM167 112H168V110H166ZM170 111V110H169ZM183 111V110H182ZM184 111H185V109H184ZM189 111V110H188ZM188 111H186V112H188ZM202 111V110H201ZM78 112V113H79ZM97 112V111H96ZM111 112V111H110ZM121 112H122V110H121ZM138 112H141V111H139L138 110ZM137 112V113H138ZM151 112H153V110L151 111L150 110V113ZM176 112V111H175ZM192 112V111H191ZM194 112H196V111H194ZM200 112V111H199ZM16 113V112H15ZM99 113H101V112H99L98 111V116H99ZM104 113V112H103ZM103 113H102V115H103ZM113 113V112H112ZM124 113V112H123ZM132 113V112H131ZM134 113V112H133ZM172 113V112H171ZM180 113V112H179ZM190 113V112H189ZM59 114V113H58ZM69 114V113H68ZM71 114V113H70ZM73 114V113H72ZM111 114V113H110ZM122 114V113H121ZM120 114V115H121ZM135 114H136V112H135ZM147 114H148V112H147ZM156 114V113H155ZM159 114V113H158ZM192 114V113H191ZM93 115V114H92ZM106 115H108V114H106ZM116 115H118V114H116ZM127 115V114H126ZM141 115H143V114H141ZM145 115V114H144ZM70 116V115H69ZM72 116V115H71ZM114 116V115H113ZM123 116V115H122ZM122 116H120V117H122ZM131 116V115H130ZM147 116V115H146ZM150 116V115H149ZM152 116V115H151ZM186 116V115H185ZM189 116V115H188ZM14 117V116H13ZM66 117V116H65ZM102 117V116H101ZM110 117H111V115H110ZM110 117H107V118H109L110 119ZM117 116H115V118H116ZM124 117V116H123ZM122 117V118H123ZM136 117V116H135ZM135 117H132V118H135ZM140 117V116H139ZM106 118V119H107ZM114 118V117H113ZM117 118H119V117H117ZM144 118V117H143ZM159 118V117H158ZM73 119V118H72ZM131 119V118H130ZM137 119V118H136ZM161 119V118H160ZM164 119V118H163ZM89 120V119H88ZM108 120V119H107ZM134 120V119H133ZM142 121H143V119H141ZM154 120V119H153ZM21 121H22V119H21ZM100 121H101V119H100ZM117 122H118V120H116ZM170 121V120H169ZM27 122V121H26ZM51 122H52V120H51ZM108 122V121H107ZM149 122V121H148ZM147 122V123H148ZM162 122V121H161ZM14 123V122H13ZM20 123V122H19ZM24 123V122H23ZM28 123H29V121H28ZM92 123V122H91ZM99 123V122H98ZM103 123V122H102ZM105 123V122H104ZM121 123V122H120ZM132 123V122H131ZM135 123V122H134ZM137 123V122H136ZM141 123V122H140ZM146 123V122H145ZM21 124V123H20ZM129 124V123H128ZM144 124V123H143ZM142 124V125H143ZM167 124V123H166ZM14 125H16V124H14ZM23 125V124H22ZM111 125H113V124H111ZM118 125V124H117ZM120 125V124H119ZM140 125V124H139ZM138 125V126H139ZM155 125V124H154ZM163 125V124H162ZM3 126V125H2ZM12 126V125H11ZM30 126V125H29ZM32 126V125H31ZM35 126H36V124H35ZM35 126H33V127H35ZM38 126V125H37ZM36 126V127H37ZM103 126V125H102ZM136 126V125H135ZM148 126H149V124H148ZM150 126H151V124H150ZM13 127V126H12ZM26 127V126H25ZM87 127V126H86ZM94 127V126H93ZM117 127V126H116ZM118 127H121V126H118ZM127 127V126H126ZM131 127V126H130ZM134 126H133V124H132V128H133ZM144 127V126H143ZM164 126H162V128H163ZM166 127V126H165ZM5 128V127H4ZM17 128H18V126H17ZM105 128H107V127H105ZM113 128H115V127H113ZM161 128V127H160ZM159 128V129H160ZM19 129V128H18ZM17 129V130H18ZM22 129V128H21ZM100 129V128H99ZM121 129V128H120ZM119 129V130H120ZM134 129V128H133ZM148 129V128H147ZM28 130V129H27ZM36 130H37V128H36ZM38 130H40V129H38ZM113 130V129H112ZM117 130V129H116ZM126 130V129H125ZM153 130V129H152ZM165 130V129H164ZM22 131V130H21ZM30 131V130H29ZM33 131V130H32ZM91 131V130H90ZM102 131V130H101ZM103 131H105V130H103ZM115 131V130H114ZM132 131V130H131ZM140 131V130H139ZM154 131V130H153ZM11 132H13V131H11ZM17 132V131H16ZM19 132V131H18ZM34 132V131H33ZM40 132V131H39ZM43 132V131H42ZM84 132V131H83ZM92 132V131H91ZM108 132V131H107ZM112 132V131H111ZM116 132V131H115ZM126 132H129V131H126ZM150 132H152V131H150ZM155 132V131H154ZM160 132V131H159ZM8 133H10V132H8ZM56 133V132H55ZM61 133V132H60ZM62 133H63V131H62ZM87 133V132H86ZM103 133V132H102ZM105 134H106V131L104 132ZM110 133V132H109ZM130 133V132H129ZM142 133V132H141ZM12 134V133H11ZM42 134V133H41ZM45 134V133H44ZM123 134H124V131H123ZM136 134H138L137 132H136ZM150 134V133H149ZM14 135V134H13ZM43 135V134H42ZM59 135V134H58ZM88 135V134H87ZM90 135V134H89ZM100 135H102V134H100ZM107 135H108V133H107ZM128 135V134H127ZM126 135V136H127ZM140 135V134H139ZM147 135V134H146ZM153 135V134H152ZM158 135V134H157ZM161 135H163V134H161ZM1 136H3V135H1ZM6 136H8V134L6 135ZM21 136V135H20ZM39 136H40V134H39ZM39 136H37V137H39ZM56 136V135H55ZM54 136V134H53V137H55ZM106 136V135H105ZM118 136V135H117ZM136 136V135H135ZM138 136V135H137ZM136 136V137H137ZM141 136V135H140ZM149 136V135H148ZM151 136V135H150ZM156 136V135H155ZM11 137V136H10ZM13 137V136H12ZM32 137H34V136H32ZM91 137H93V136H91ZM101 137V136H100ZM122 137H124V135L122 136ZM161 137V136H160ZM2 138V137H1ZM20 138V137H19ZM23 138V137H22ZM25 138V137H24ZM42 138H44V137H42ZM51 138V137H50ZM59 138V137H58ZM146 138V137H145ZM162 138V137H161ZM161 138H159V139H161ZM8 139V138H7ZM7 139H5V140H7ZM14 139V138H13ZM27 139V138H26ZM55 139V138H54ZM88 139V138H87ZM90 139V138H89ZM119 139V138H118ZM121 139V138H120ZM124 140V142L126 141V139H125V137L123 138ZM151 139V138H150ZM149 139V140H150ZM153 139V138H152ZM166 139V138H165ZM28 140V139H27ZM26 140V141H27ZM57 140V139H56ZM60 140H63V139H60ZM66 140V139H65ZM64 140V141H65ZM137 140V139H136ZM158 140V139H157ZM1 141H2V139H1ZM44 141H46L45 139H44ZM49 141H53V140H49ZM59 141V140H58ZM63 141V142H64ZM70 141V140H69ZM72 141V140H71ZM74 141V140H73ZM103 141V140H102ZM116 141V140H115ZM142 141V140H141ZM164 141V140H163ZM28 142H29V140H28ZM35 142V141H34ZM43 142V141H42ZM54 142V141H53ZM61 143H62V141H60ZM76 142V141H75ZM127 142V141H126ZM131 142H133V141H131ZM138 142V141H137ZM4 143V142H3ZM8 143V142H7ZM14 143H16V142H14ZM36 143V142H35ZM58 143V142H57ZM68 143H71V142H68ZM100 143V142H99ZM103 143V142H102ZM116 143V142H115ZM118 143V142H117ZM140 143V142H139ZM159 143V142H158ZM5 144V143H4ZM17 144H19V143H17ZM27 144V143H26ZM76 144V143H75ZM92 144V143H91ZM98 144V143H97ZM96 144V145H97ZM101 144V143H100ZM125 144V143H124ZM123 144V142H121V145H124ZM127 144V143H126ZM132 144V143H131ZM134 144V143H133ZM164 144V143H163ZM166 144V143H165ZM2 145V144H1ZM54 145V144H53ZM66 145H68V144H66ZM116 145V144H115ZM130 145V144H129ZM149 145V144H148ZM155 145V144H154ZM153 145V146H154ZM158 145V144H157ZM6 146V145H5ZM69 146V145H68ZM71 146V145H70ZM91 146V145H90ZM152 146V145H151ZM18 147V146H17ZM66 147V146H65ZM88 147V146H87ZM101 147V146H100ZM104 147V146H103ZM105 147H107L106 145H105ZM114 147V146H113ZM112 147V145H111V148H113ZM123 147V146H122ZM121 147V148H122ZM139 147V146H138ZM138 147H136V148H138ZM146 147V146H145ZM155 147V146H154ZM158 147V146H157ZM156 147V148H157ZM2 148H3V145H2ZM6 148V147H5ZM58 148H60V146L58 147ZM63 148V147H62ZM91 148V147H90ZM93 148H94V146H93ZM125 148H127V146L125 147ZM134 148V147H133ZM141 148V147H140ZM7 149V148H6ZM11 149V148H10ZM9 149V150H10ZM95 149V148H94ZM104 149V148H103ZM102 149V150H103ZM109 149V148H108ZM120 149V148H119ZM123 149V148H122ZM132 149V148H131ZM150 149V148H149ZM148 149V150H149ZM168 149V148H167ZM2 150V149H1ZM4 150V149H3ZM47 150V149H46ZM65 150V149H64ZM68 150V149H67ZM66 150V151H67ZM71 150H73V149H71ZM79 150V149H78ZM82 150V149H81ZM80 150V151H81ZM85 150V149H84ZM90 150V149H89ZM89 150H87L88 152H89ZM113 150H115V149H113ZM141 150V149H140ZM147 150V151H148ZM154 150V149H153ZM158 150V149H157ZM156 149L154 150V151H156V153L158 152ZM234 150V149H233ZM236 150V149H235ZM6 151V150H5ZM25 151V150H24ZM39 151V150H38ZM48 151V150H47ZM63 151V150H62ZM91 151V150H90ZM129 151V150H128ZM149 151H151V150H149ZM153 151V152H154ZM249 151V150H248ZM28 152V151H27ZM50 152V151H49ZM67 152H69V151H67ZM78 152V151H77ZM85 152V151H84ZM117 152V151H116ZM120 154L118 155V156H112V157H114V158H111V159H109L111 162H109V163H111V165H110V167H112V168H110V169H113V171L117 174V173H119L120 172V170H122L121 168H122V166H124V164H125V157H126V160H127V156L129 157V158H131L130 159V161L133 163L132 164V166L135 164V165H137V158H135L134 157V152H132V153H129V152H120V151H118ZM131 152V151H130ZM137 152V151H136ZM252 152H254V151H252ZM5 153V152H4ZM37 153V152H36ZM41 153H42V151H41ZM72 153H74V152H72ZM79 153V152H78ZM78 153H77V155H78ZM81 153V152H80ZM96 153V152H95ZM99 153V152H98ZM152 153V152H151ZM9 154V153H8ZM14 154V153H13ZM40 154V153H39ZM38 154V155H39ZM48 154H50V153H48ZM55 154H56V152H55ZM93 154V153H92ZM110 154H115V152L114 153H110ZM143 154H144V152H143ZM232 154V153H231ZM245 154V153H244ZM249 154V153H248ZM4 155H6V154H4ZM36 155V154H35ZM45 155V154H44ZM58 155V154H57ZM59 155H60V153H59ZM62 155V154H61ZM60 155V156H61ZM65 155H66V153H65ZM73 155V154H72ZM85 156H86V154H84ZM94 155V154H93ZM92 155V156H93ZM104 155V154H103ZM106 155H107V153H106ZM117 155V154H116ZM139 155H140V152H139ZM146 155H147V159H148V154L146 153ZM167 155V154H166ZM254 155V154H253ZM256 155V154H255ZM262 155V154H261ZM40 156V155H39ZM38 156V157H39ZM42 156V155H41ZM40 156V157H41ZM54 156V155H53ZM52 156V157H53ZM56 156V155H55ZM54 156V157H55ZM64 156V155H63ZM67 156H69L68 154H67ZM79 156V155H78ZM81 156V155H80ZM83 156V155H82ZM87 156H88V154H87ZM95 156V155H94ZM108 156V155H107ZM110 156V155H109ZM108 156V157H109ZM158 156V155H157ZM162 156V155H161ZM244 156V155H243ZM249 156V155H248ZM257 156V155H256ZM264 156V155H263ZM21 157V156H20ZM43 157V156H42ZM41 157V159H46L47 158V156H46V158H42ZM50 157H51V154H50ZM72 157H74L75 158V156H71V158ZM152 157V156H151ZM153 157H154V155H153ZM258 157H259V155H258ZM2 158H4V157H2ZM7 158H9V157H7ZM78 158V157H77ZM85 158V157H84ZM87 158V157H86ZM89 158V157H88ZM87 158V159H88ZM141 158V157H140ZM139 158V159H140ZM143 158V157H142ZM154 158H156V157H154ZM260 158V157H259ZM41 159H39V160H41ZM47 159H49V158H47ZM46 159V160H47ZM52 159V158H51ZM59 159V158H58ZM97 159H99V158H95V162H96V160ZM150 159V158H149ZM148 159V160H149ZM167 159V158H166ZM248 159V158H247ZM35 160H37V159H35ZM38 160V161H39ZM71 160V159H70ZM74 160V159H73ZM80 160V159H79ZM84 160V159H83ZM92 160V159H91ZM108 160V159H107ZM144 160H145V158H144ZM152 160V159H151ZM240 160H242V159H240ZM1 161V160H0ZM2 161H3V159H2ZM48 161V160H47ZM66 161V160H65ZM88 161V160H87ZM86 161V162H87ZM93 161V162H94ZM125 161V162H124ZM141 161V160H140ZM155 161H157V160H155ZM166 161V160H165ZM251 161H254V160H252L251 159ZM262 160H259L258 159V161L256 160L255 161V163H244L242 166H243V170L241 171V172H239V173H229V174H227L226 173V171H228V169L226 168L227 166H225V165H218V164H215V165H212V166H210L208 169H200L199 171H198V173L196 172V177L197 178H200V177H205V178H208V185L209 186H206V187H204V189H201V190H198V189H196V188H194V186L191 184V183H188L189 184V186L188 187H185L184 189H183V187L182 186H180V185H184V183L183 182H187V180H186V178L183 176V175H180V174H178V175H176V177H174L173 179H171L170 177L172 176H169V175H167V174H165V175H162V177L161 178H158V180H159V185L158 184H156V185H158L159 186V188L157 189L158 190V192L156 193H152L151 191H148V188H147V186H149V185H147L146 187H145V185H142V183H141V186H140V189L142 190V191H147L146 192V194H147V196H145V197H148L147 198V200H145V202L144 203H142V208H144V211H145V217H144V220L141 222L142 224V228H143V230H144V232H142L143 234H142V239H141V241L139 242L138 240H137V238H135L134 239V237H135V235L137 234V229H135V230H132V228L129 226V225H125L124 223H122L123 221H120V219L117 217V216H115V215H113V214H110V215H108L107 216V218H106V220H105V225H108V227H109V225H112L113 227H116V232H115V230H114V232L116 233L115 234V236H114V241H112V244H113V242L115 243V245L116 246H118L119 247V249H121V251L122 252H120L121 253V255L120 256H118V258H116V260H114L115 261V264H117V262H121L120 264H152V262H154V261H158V262H160V263H162V262H164L168 257L170 258L171 256H169L170 254L169 253H171V254H175V253H173V251L175 250V249H178L179 251H180V249H181V251H180V253L182 254V255H186L187 257H186V260L188 261V264H199L198 262L200 261L201 262V260H202V262L205 260V259H210L209 258V256H211V255H214V258H216L217 259V257H215V255H218V254H215L217 251H219V249L220 248H222V247H224V249L225 250H231V249H234L235 247L233 246V245H236V244H232L231 243V241H232V238L230 237L231 235H229L231 232V230H239L240 232H241V235H239V234H236V233H234V235H239V237H238V239H237V241L238 240H240V241H242V240H244L243 238V234H245L246 235V233L252 238L251 239V241L252 240H256V238H264V207H260L258 204H257V201L259 200V199H261V198H263L264 197V195L262 194V189L264 188V163H262L261 162ZM10 162V161H9ZM61 162V161H60ZM73 162V161H72ZM92 162V163H93ZM142 162V161H141ZM145 162H146V160H145ZM149 162H150V160H149ZM148 161H147V163H149ZM153 162V161H152ZM151 162V163H152ZM167 162V161H166ZM250 162V161H249ZM2 163V162H1ZM4 163H6V162H4ZM3 163V164H4ZM43 163H44V161H43ZM82 163V162H81ZM99 163V162H98ZM105 163V162H104ZM155 163V162H154ZM163 163V162H162ZM243 163V162H242ZM53 161H52V164L50 163V165H48V166H51L52 165V167H50L51 168V170H52V174L55 172V168L53 167ZM61 164V163H60ZM75 164V163H74ZM79 164V163H78ZM83 164V163H82ZM85 164V163H84ZM97 164V163H96ZM101 164V163H100ZM126 164H128V163H126ZM140 164V163H139ZM142 164H144V162L142 163ZM146 164V163H145ZM166 164V163H165ZM170 164H171V162H170ZM2 165V164H1ZM14 165V164H13ZM88 165V164H87ZM86 165V166H87ZM94 164H91V166H93ZM99 165V164H98ZM148 165V164H147ZM149 165H151V164H149ZM152 165H155V164H152ZM156 165H157V163H156ZM155 165V166H156ZM166 165H168V164H166ZM22 166V165H21ZM20 166V167H21ZM24 166V165H23ZM38 166V165H37ZM40 166V165H39ZM42 166V165H41ZM44 166V165H43ZM46 166V165H45ZM57 166V165H56ZM61 166V165H60ZM59 166V167H60ZM71 166H72V164H71ZM82 166V165H81ZM83 166H85V165H83ZM137 166H139V165H137ZM144 166V165H143ZM163 166V165H162ZM170 166V165H169ZM194 166V165H193ZM205 166V165H204ZM228 166H229V164H228ZM3 167V166H2ZM75 167V166H74ZM79 167V166H78ZM88 167H90V166H88ZM98 167V166H97ZM100 167V166H99ZM126 167V166H125ZM128 167V166H127ZM145 167V166H144ZM148 167H152V166H148ZM167 167V166H166ZM241 167V166H240ZM1 168V167H0ZM23 168V167H22ZM26 168V167H25ZM24 168V169H25ZM42 168V167H41ZM45 168V167H44ZM54 168V169H53ZM57 168V167H56ZM129 168V167H128ZM134 168V167H133ZM149 168V171L151 172V169ZM197 168V167H196ZM233 168V167H232ZM242 168V167H241ZM48 169V168H47ZM46 169V170H47ZM61 169H63V166H62V168ZM83 169V168H82ZM108 169V168H107ZM124 169V168H123ZM135 169H136V167H135ZM140 169V168H139ZM147 169V168H146ZM234 169V168H233ZM4 170V169H3ZM2 169H1V171H3ZM28 170V169H27ZM45 170V173L47 172V174H48V171H46ZM58 170V169H57ZM60 170V169H59ZM65 170H67V169H65ZM70 170V169H69ZM71 170H73V169H71ZM77 170V169H76ZM81 170V169H80ZM87 170V168L85 169V171ZM98 170V169H97ZM125 170V169H124ZM141 170V169H140ZM231 170V169H230ZM235 170V169H234ZM29 171V170H28ZM40 171V170H39ZM43 171V170H42ZM61 171V170H60ZM64 171V170H63ZM74 171V170H73ZM85 171H83V175H84V172ZM102 171H103V169H102ZM104 171H106V170H104ZM113 171H112V173H113ZM135 171V170H134ZM148 171V170H147ZM203 171H207L208 173H210V175H206L205 174V172H203ZM5 172V171H4ZM19 171H17V173H18ZM41 172V171H40ZM51 172V171H50ZM59 172V171H58ZM94 172H96V171H94ZM99 173L101 172V170H99L98 171ZM126 172H128V171H126ZM130 172H131V170H130ZM140 172V171H139ZM155 172H156V169H155ZM158 172V171H157ZM156 172V173H157ZM165 172H167L166 170H165ZM27 173V172H26ZM25 173V174H26ZM62 173V172H61ZM61 173H59V174H61ZM66 173V172H65ZM64 173V174H65ZM80 173V174H81ZM102 173V172H101ZM114 173V174H115ZM133 173V172H132ZM136 173V172H135ZM169 174H170V172H168ZM23 174V173H22ZM42 174V173H41ZM72 174V173H71ZM70 174V175H71ZM75 174V173H74ZM90 174V173H89ZM98 174V173H97ZM97 174H96V176H97ZM104 174V173H103ZM138 174H140V173H138ZM144 174V173H143ZM2 175V174H1ZM0 175V176H1ZM36 175V174H35ZM39 175V174H38ZM45 175V174H44ZM92 175H94V174H92ZM100 175V174H99ZM98 175V176H99ZM118 175V174H117ZM130 175V174H129ZM149 175V174H148ZM223 175L225 176V177H223ZM24 176V175H23ZM26 176H27V174H26ZM31 176H32V174H31ZM43 176V175H42ZM46 176V175H45ZM48 176V175H47ZM52 176V175H51ZM50 176V177H51ZM55 176H58V175H56V173H55ZM54 176V177H55ZM60 176V175H59ZM58 176V177H59ZM64 176H66V175H64ZM79 176V175H78ZM77 176V177H78ZM87 176V175H86ZM90 176V175H89ZM95 176V175H94ZM101 176V175H100ZM100 176H99V180H100ZM122 176V175H121ZM123 176H125V175H123ZM127 176H128V174H127ZM136 176V175H135ZM144 176V175H143ZM147 176V175H146ZM149 176H151V175H149ZM148 176V177H149ZM159 176V175H158ZM28 177V176H27ZM36 177V176H35ZM34 177V178H35ZM53 177V176H52ZM51 177V178H52ZM80 177V176H79ZM90 177H92V176H90ZM108 177V176H107ZM132 177V176H131ZM134 177V176H133ZM138 177V176H137ZM16 178V177H15ZM30 178V177H29ZM28 178V179H29ZM39 178H41V176L39 177ZM66 178H68V177H66ZM83 178V176L81 177V179ZM102 178V177H101ZM116 178H118V177H116ZM122 178V177H121ZM128 178H129V176H128ZM142 178H144V177H142ZM2 179V178H1ZM27 179V180H28ZM49 180H50V178H48ZM48 179H46V180H48ZM55 179H56V177H55ZM60 179V178H59ZM64 179V178H63ZM88 179H89V177H88ZM96 179H97V177H96ZM95 179V180H96ZM102 179H104V178H102ZM106 179H109V178H106ZM115 179V178H114ZM124 179V178H123ZM122 179V180H123ZM134 179V178H133ZM132 179V180H133ZM140 179V178H139ZM23 180V179H22ZM65 180V179H64ZM116 180V179H115ZM121 180V181H122ZM126 180V179H125ZM146 180V179H145ZM145 180H142V181H145ZM0 181H2V180H0ZM26 181V180H25ZM28 181H30V180H28ZM36 182H38L37 180H35ZM41 181V180H40ZM58 181V180H57ZM112 181V180H111ZM117 181V180H116ZM119 181V180H118ZM135 181V180H134ZM137 181V180H136ZM139 181V180H138ZM137 181V182H138ZM155 181V180H154ZM20 182H21V180H20ZM51 182V181H50ZM62 182H65L66 183V181H62ZM70 182V181H69ZM85 182V181H84ZM83 182V183H84ZM88 182H89V180H88ZM100 182V181H99ZM101 182H103L102 180H101ZM120 182V181H119ZM132 182V184H133V181H131ZM28 183V182H27ZM32 183V182H31ZM43 183H45L44 181H43ZM55 183V182H54ZM57 183H59L60 184V182H57ZM68 183V182H67ZM94 183V182H93ZM113 183V182H112ZM111 183V184H112ZM116 183V182H115ZM122 183H123V181H122ZM121 183V184H122ZM125 183V182H124ZM150 183V182H149ZM157 183V182H156ZM179 185H178V184ZM24 184V183H23ZM33 184V183H32ZM31 184V185H32ZM34 184H36V183H34ZM41 184H42V181H41ZM46 184H49V183H46ZM70 184V183H69ZM85 184V183H84ZM88 184V183H87ZM86 184V185H87ZM91 183H89L88 185H90ZM99 184V183H98ZM114 184V183H113ZM126 184V183H125ZM124 184V185H125ZM127 184H129V183H127ZM137 184H139V182L137 183ZM145 184H146V181H145ZM185 184H187V183H185ZM10 185V184H9ZM25 185V184H24ZM23 185V186H24ZM31 185H30V187H31ZM50 185V184H49ZM62 185H63V183H62ZM87 185V186H88ZM93 185V184H92ZM91 185V186H92ZM96 185V184H95ZM101 185V184H100ZM107 185V184H106ZM105 185V186H106ZM110 185V184H109ZM115 185V184H114ZM134 185V184H133ZM225 185H227L228 186V191H229V193H231L232 192V194H234L235 196L234 197H231V199H230V197L228 198V195L229 194H225V191H223L224 189H226V188H224V186ZM12 186L14 187V185L12 184ZM27 186V185H26ZM25 186V187H26ZM33 186V185H32ZM52 186V185H51ZM65 186V185H64ZM68 186V185H67ZM102 186H104V185H102ZM113 186V185H112ZM120 186V185H119ZM127 186V185H126ZM157 186V187H158ZM11 187V186H10ZM13 187H12V189H13ZM29 187V186H28ZM38 187V186H37ZM37 187H36V189H35V191L37 190ZM42 187V186H41ZM40 187V188H41ZM110 187V186H109ZM116 187V186H115ZM121 187V186H120ZM168 187V189H169V194L168 193H166V192H164L165 190H166V188ZM179 187H182V189L183 190H181ZM7 188V187H6ZM17 188V187H16ZM39 188V187H38ZM81 188V187H80ZM99 188H100V186H99ZM103 188V187H102ZM126 188V187H125ZM131 188H132V186H131ZM146 188H147V190H146ZM18 189V188H17ZM16 189V190H17ZM22 189V188H21ZM42 189H44V188H42ZM41 189V190H42ZM52 189V188H51ZM58 189V188H57ZM57 189H55V190H57ZM79 189V188H78ZM91 189V188H90ZM94 189V188H93ZM96 189V188H95ZM104 189V188H103ZM108 189H110V188H108ZM114 189L115 188H113V191H114ZM123 189V188H122ZM139 189V190H140ZM150 189V188H149ZM15 190V189H14ZM15 190V191H16ZM24 190V189H23ZM22 190V191H23ZM27 190H29V188H27ZM26 190V188H25V192L27 191ZM49 190V189H48ZM97 190H99V189H97ZM110 190H112V189H110ZM109 190V191H110ZM140 190V191H141ZM33 191V190H32ZM54 191V190H53ZM63 191H65V190H63ZM70 191V190H69ZM76 191H77V189H76ZM82 191V190H81ZM93 191V190H92ZM95 191V190H94ZM104 191V190H103ZM109 191H107V192H109ZM124 191H125V189H124ZM123 191V192H124ZM128 191V190H127ZM130 191V190H129ZM128 191V192H129ZM132 191V190H131ZM139 191V192H140ZM160 191H162L161 193H159ZM227 191V192H228ZM21 192V191H20ZM29 192V191H28ZM41 192V191H40ZM43 192V191H42ZM45 192V191H44ZM71 192H72V189H71ZM70 192V193H71ZM74 192V191H73ZM79 192V191H78ZM86 192V191H85ZM112 192V191H111ZM110 192V193H111ZM115 192V191H114ZM138 192V193H139ZM226 192V193H227ZM8 193H9V191H8ZM11 193V192H10ZM13 193V192H12ZM12 193H11V195H12ZM24 193V192H23ZM47 193V192H46ZM48 193H50V192H48ZM47 193V194H48ZM56 193V192H55ZM55 193H54V195H55ZM58 193V192H57ZM56 193V194H57ZM62 193V192H61ZM74 193H77V192H74ZM95 193V192H94ZM117 193V192H116ZM133 193V192H132ZM132 193H129L130 195L132 194ZM140 193H142V192H140ZM165 193L166 194H168V197L166 198L165 197ZM33 194H35V193H33ZM65 194V193H64ZM63 194V195H64ZM67 194H68V191H67ZM80 194H82V193H80ZM84 194V193H83ZM93 194V193H92ZM98 194H100V192L98 193ZM106 194V193H105ZM105 194L103 195V196H105ZM109 194V193H108ZM125 194H126V192H125ZM143 194H144V192H143ZM5 195V194H4ZM29 195V194H28ZM53 195V193H52V196H54ZM58 195V194H57ZM56 195V196H57ZM60 195V194H59ZM58 195V197H60ZM72 195V194H71ZM112 195V194H111ZM114 195V194H113ZM112 195V196H113ZM130 195H129V197H130ZM145 195V194H144ZM143 195V196H144ZM231 195V194H230ZM22 196V195H21ZM25 196V195H24ZM24 196H23V198H24ZM42 196V195H41ZM51 196V195H50ZM67 196V195H66ZM70 196V195H69ZM78 196H79V194H78ZM77 196V197H78ZM81 196H83V195H81ZM81 196H80V198H81ZM87 196V195H86ZM96 196H98V195H96ZM100 196V195H99ZM117 196V195H116ZM7 197V196H6ZM9 197V196H8ZM34 197V196H33ZM63 197V196H62ZM61 197V201L64 199V200H66L65 198H62ZM65 197V196H64ZM76 197V198H77ZM84 197V196H83ZM91 197H94V196H91ZM106 197V196H105ZM109 197V196H108ZM121 197V196H120ZM127 197H128V195H127ZM132 197V196H131ZM14 198V197H13ZM27 198V197H26ZM36 198V197H35ZM55 198V197H54ZM67 198V197H66ZM72 198V197H71ZM76 198H74V199H76ZM110 198L111 199H113L111 196H110ZM116 198V197H115ZM126 198V197H125ZM139 198V197H138ZM142 198V197H141ZM9 199V198H8ZM11 199V198H10ZM25 199V198H24ZM45 199V198H44ZM47 199V198H46ZM59 199V198H58ZM69 199V198H68ZM84 199H87V197L86 198H83V200ZM89 199V198H88ZM90 199H95V198H90ZM108 199V198H107ZM106 199V200H107ZM133 199V198H132ZM143 199V198H142ZM2 200L4 201V199L2 198ZM5 200H6V198H5ZM13 200V199H12ZM16 200V199H15ZM20 200H22V199H20ZM28 200V199H27ZM29 200H30V198H29ZM38 200V199H37ZM52 200V199H51ZM54 200V199H53ZM52 200V201H53ZM70 200V199H69ZM92 200V201H93ZM113 200H115V199H113ZM118 200H119V198H118ZM122 200V199H121ZM125 200V199H124ZM128 200V201H127ZM126 201L129 203L130 201V199H127ZM264 200V199H263ZM7 201V200H6ZM57 201V200H56ZM55 201V202H56ZM59 201V200H58ZM66 201H68V200H66ZM66 201H64V203H66ZM74 201H77V200H74ZM90 201V200H89ZM100 201V200H99ZM102 201H104V198H103V200ZM108 201H109V199H108ZM116 201V200H115ZM114 201V202H115ZM125 201V202H126ZM143 201V200H142ZM204 201H206V203H204ZM22 203H23V201H21ZM34 202V201H33ZM35 202H36V199H35ZM34 202V203H35ZM44 202H46V201H44ZM60 202V201H59ZM58 202V203H59ZM63 202V201H62ZM61 202V203H62ZM80 202H83L82 201V199H81V201ZM88 202V201H87ZM87 202H85V203H87ZM107 202V201H106ZM111 202V201H110ZM109 202V203H110ZM117 202V201H116ZM121 202H123V200L121 201ZM140 201H139V199H138V202H136V204H138ZM18 203H20L19 202V200H18ZM27 203V202H26ZM29 203V202H28ZM38 203V202H37ZM36 203V204H37ZM69 203H70V201H69ZM74 203V202H73ZM94 203V202H93ZM97 203V202H96ZM118 203V202H117ZM130 203H132V200H131V202ZM134 203V202H133ZM141 203V202H140ZM145 203H148V205L147 206H145ZM0 204H4L3 202L2 203H0ZM8 203H6V205H7ZM24 204V203H23ZM22 204V205H23ZM31 204V203H30ZM36 204H35V206H36ZM52 204V203H51ZM63 204V203H62ZM77 204V203H76ZM88 204V203H87ZM91 204V203H90ZM100 204V203H99ZM102 204H103V202H102ZM108 204V203H107ZM14 205V204H13ZM12 205V206H13ZM19 205V204H18ZM25 205V204H24ZM23 205V206H24ZM31 205H33V204H31ZM39 205V204H38ZM44 205V204H43ZM60 205V204H59ZM68 205H70V204H68ZM73 205V204H72ZM79 206H80V204H78ZM82 205V204H81ZM84 205V204H83ZM94 205V204H93ZM120 206L121 205H123V204H119ZM118 205V206H119ZM139 205V204H138ZM30 206V205H29ZM49 206H50V204H49ZM48 206V208H50ZM73 206H75V205H73ZM88 206V205H87ZM87 206H85V207H83V206H80L79 207V212L81 211V213L82 214H87V215H90L91 217H92V213H94V215H95V213H97L98 211H96V212H94V208H92V205H91V207L89 206L88 208H87ZM99 206H101V205H98V207ZM103 206V205H102ZM101 206V207H102ZM112 206V205H111ZM114 206V205H113ZM199 207L200 206V208H203V209H205V210H207L206 211V213L204 212V213H202V212H199V215H198V213H196V211L198 210H196L195 209V207ZM5 207V206H4ZM6 207H8V206H6ZM20 207V206H19ZM22 207V206H21ZM32 206H30V208H31ZM38 207H41L40 205L38 206ZM46 207V206H45ZM54 207H56V206H54ZM62 207V206H61ZM65 207V206H64ZM63 207V208H64ZM67 207V206H66ZM71 207V206H70ZM69 207V208H70ZM122 207V206H121ZM130 207H132V206H130ZM139 207V206H138ZM138 207L136 206V208L138 209ZM140 207V208H141ZM15 208V207H14ZM29 208V207H28ZM57 208V207H56ZM78 208V207H77ZM106 207H105V205H104V209H105ZM112 208V207H111ZM123 208V207H122ZM7 209V208H6ZM6 209H5V211H6ZM9 209V208H8ZM13 209V208H12ZM37 209V208H36ZM41 209V208H40ZM59 209V208H58ZM66 209V208H65ZM96 209H98V208H96ZM103 209V210H104ZM119 209V208H118ZM130 209V208H129ZM136 209V210H137ZM24 210H25V207H24ZM27 210V209H26ZM30 210V209H29ZM44 210V209H43ZM56 210V209H55ZM67 210H68V208H67ZM101 210H102V208H101ZM142 210V209H141ZM140 210V211H141ZM7 211H9V210H7ZM18 211H20L21 212V210H18ZM46 211H48V209H46ZM61 211V210H60ZM107 210H105V212H106ZM118 212H125L123 209L122 210H117ZM19 212V213H20ZM30 212H31V210H30ZM49 212V211H48ZM47 212V213H48ZM51 212H52V210H51ZM59 212V211H58ZM62 212V211H61ZM73 212V211H72ZM75 212V211H74ZM99 212H101V211H99ZM6 214H8L7 212H5ZM22 213H23V211H22ZM43 213V212H42ZM57 213V212H56ZM60 213V212H59ZM65 213V212H64ZM66 213H68V212H66ZM76 213V212H75ZM74 213V214H75ZM132 213V212H131ZM134 213H136V211L134 212ZM138 213V212H137ZM158 213H161L162 214V216L163 217H161V218H159V216L157 217V218H155V220L154 221H151V218H153V216H157V214ZM1 214V213H0ZM4 214V213H3ZM24 214V213H23ZM63 214V213H62ZM77 214V213H76ZM102 214V213H101ZM197 214V215H196ZM5 215V214H4ZM3 215V216H4ZM14 215V214H13ZM19 215V214H18ZM17 215V216H18ZM22 215V214H21ZM44 215H46V213H44ZM43 215V216H44ZM59 215V214H58ZM80 215V214H79ZM123 215V214H122ZM127 215V214H126ZM131 215V214H130ZM1 217V215H0V218L2 219V218H4V217ZM7 216V215H6ZM24 216V215H23ZM27 216H28V213H27ZM42 216V217H43ZM84 216V215H83ZM97 216V215H96ZM99 216V215H98ZM102 216V215H101ZM119 216V215H118ZM132 216V215H131ZM38 217V216H37ZM75 217V216H74ZM127 217V216H126ZM13 218V217H12ZM19 218V217H18ZM22 218V217H21ZM23 218H26V217H23ZM29 218H30V216H29ZM28 218V219H29ZM33 218V217H32ZM76 218V217H75ZM83 218H85V217H83ZM82 218V219H83ZM96 218V217H95ZM98 218H100V217H98ZM140 218V217H139ZM14 220H15V218H13ZM12 219V220H13ZM17 219V218H16ZM62 219V218H61ZM66 219V218H65ZM64 219V220H65ZM77 219H79V218H77ZM92 219V218H91ZM90 219V220H91ZM97 219V218H96ZM143 219V218H142ZM183 219V220H182ZM186 219V220H185ZM8 220H10V218L8 219ZM13 220V221H14ZM18 220V219H17ZM30 220H31V218H30ZM37 220V222H38V220L39 219H36ZM58 219H57V215H55V214H48V216L46 215V218H44L43 220H40V221H42V222H40V223H42V225H43V227H44V229H45V232L46 233H48V232H50L51 233V229H53L52 228V226L54 225V223H57L56 221H57ZM60 220V219H59ZM74 220V219H73ZM90 220L88 221L89 223H90ZM98 220V219H97ZM100 220V219H99ZM98 220V221H99ZM140 220V219H139ZM181 220H182V222H181ZM11 221V220H10ZM9 221V222H10ZM24 221V220H23ZM27 221V220H26ZM29 221V220H28ZM62 221V220H61ZM70 221V220H69ZM87 221V220H86ZM85 221V222H86ZM96 221V220H95ZM180 221V224L178 223ZM0 222H3V221H0ZM8 222V221H7ZM16 222V221H15ZM35 222V221H34ZM33 222V223H34ZM36 222V223H37ZM64 222V221H63ZM81 222V221H80ZM79 222V223H80ZM93 222V221H92ZM17 223V222H16ZM29 223H30V221H29ZM40 223H38V224H40ZM71 222H69V224H70ZM77 223V222H76ZM79 223H77V225L79 224ZM82 223V222H81ZM80 223V224H81ZM94 223V222H93ZM97 223H99V222H97ZM133 223V222H132ZM26 224V223H25ZM28 224V223H27ZM27 224H26V226H27ZM85 224V223H84ZM95 224V223H94ZM162 224L164 225V224H166L169 228H171V230H169L168 229V231L165 233L166 235H163V237H161L160 238V236L158 235L159 234V231H160V229H161V227H163L162 226ZM180 226H179V225ZM8 225V224H7ZM6 225V226H7ZM13 225H14V223H13ZM18 225V224H17ZM23 225V224H22ZM36 226H37V224H35ZM41 225V224H40ZM64 224H61V223H59L58 224V226L57 227H59V229L60 230H65L66 229V231L68 232V237H70V236H73V238H75L76 236H78V235H76V231H77V229H79L78 228V226L76 225H74L73 223H72V225H71V227H70V225L68 226L69 227V229H68V227H66L65 225L63 226ZM74 225V226H73ZM92 225V224H91ZM90 225V226H91ZM98 225V224H97ZM96 225V226H97ZM103 225V224H102ZM134 225H135V223H134ZM165 225V226H166ZM83 226V225H82ZM89 226V225H88ZM93 226V225H92ZM91 226V227H92ZM153 226V228H151ZM9 227V226H8ZM14 227H16V226H14ZM23 227V226H22ZM25 227V226H24ZM30 227V226H29ZM42 227V228H43ZM85 227V226H84ZM87 227V226H86ZM90 227V228H91ZM2 228V227H1ZM26 228V227H25ZM83 228V227H82ZM81 228V229H82ZM89 228V227H88ZM89 228V229H90ZM94 228H95V226H94ZM101 228V227H100ZM141 228V229H142ZM165 228V227H164ZM164 228H162V229H164ZM3 229H4V227H3ZM6 229H8V230H11V229H9V228H6ZM12 229H16V228H12ZM39 229V228H38ZM103 229V228H102ZM105 229V228H104ZM106 229H108L107 227H106ZM111 229H112V227H111ZM128 229H131L132 230V232L133 231H135V232H133V235H134V237H133V239L131 238L128 242H126L125 241V231H127ZM133 229H134V227H133ZM28 230H29V228H28ZM31 230H32V227H31ZM30 230V231H31ZM85 230V229H84ZM83 230V231H84ZM93 230V229H92ZM167 230V229H166ZM3 231V230H2ZM12 231V230H11ZM14 231V230H13ZM17 231V230H16ZM26 231V230H25ZM36 231V230H35ZM38 231V230H37ZM82 231V230H81ZM81 232V233H84L85 234V232ZM109 231V230H108ZM108 231H106V232H108ZM113 231V230H112ZM194 231H196V232H199V238H197V239H199L200 240V242L198 243V242H196L197 240H196V238H195V236H192L191 235V232L193 233ZM18 232H19V230H18ZM33 232V231H32ZM60 232V231H59ZM63 232V231H62ZM103 232V231H102ZM161 232V231H160ZM162 232H163V230H162ZM161 232V233H162ZM165 232V231H164ZM230 232V233H229ZM2 233V232H1ZM21 233H23V230L21 231ZM38 233V232H37ZM64 233H65V231H64ZM89 233V232H88ZM91 233L92 234H94L92 231H91ZM98 233H100V232H98ZM207 234V236L206 237H204L202 234ZM3 234H4V232H3ZM20 234V233H19ZM24 234H26V232L25 233H23V235ZM61 234V233H60ZM92 234H89V236L90 235H92ZM103 234V233H102ZM101 234V235H102ZM110 234H113V233H110ZM128 234H131V233H128ZM127 234V235H128ZM139 231H138V236H139ZM194 234V233H193ZM6 235V234H5ZM4 235V236H5ZM11 235V234H10ZM20 235H22V234H20ZM27 235H29V234H27ZM36 235V234H35ZM38 235V234H37ZM52 235V234H51ZM58 235H59V233H58ZM80 235V234H79ZM81 235H83V234H81ZM127 235H126V238H127ZM3 236V235H2ZM7 236H8V234H7ZM33 236V235H32ZM63 236H65L64 234H63ZM67 236V235H66ZM104 236V235H103ZM102 236V237H103ZM131 236V235H130ZM23 237H26V235L25 236H23ZM28 237V236H27ZM37 237V236H36ZM39 237V236H38ZM47 237V239H48V237H49V235H47L46 236ZM45 236L43 237L44 239L46 238ZM80 237V236H79ZM78 237V238H79ZM86 237V236H85ZM93 237V236H92ZM97 237H99V236H97ZM102 237H100V238H102ZM204 237V238H203ZM18 238H20V237H18ZM41 238V237H40ZM40 238L38 239H36V242H37V240H40ZM49 238H51V236L49 237ZM63 238V237H62ZM72 238V237H71ZM81 238H84V236L83 237H81ZM89 238H91V236L89 237ZM88 238V239H89ZM99 238V239H100ZM139 238V237H138ZM154 238L156 239V241L155 242H152L151 240L153 239L154 240ZM230 238H231V241H230ZM237 238V237H236ZM246 238V237H245ZM13 239V238H12ZM25 239V238H24ZM33 239H34V237H33ZM52 239V238H51ZM80 239V238H79ZM104 239V238H103ZM127 239H129V238H127ZM8 240H9V238H8ZM22 240V239H21ZM54 240V239H53ZM66 240H68L67 238H66ZM74 240V239H73ZM86 240V239H85ZM198 240V241H199ZM234 240V239H233ZM236 240V239H235ZM260 240V239H259ZM1 241V240H0ZM5 241H6V238H5ZM4 241V242H5ZM15 241V240H14ZM26 241H27V239H26ZM32 241V240H31ZM35 241V240H34ZM58 241V240H57ZM61 241H63V240H61ZM75 241H77V240H75ZM82 241V240H81ZM84 241V240H83ZM89 241H91V240H89ZM105 241H107V240H105ZM240 241H238V243L240 242ZM3 242V241H2ZM17 242V241H16ZM19 242V241H18ZM17 242V243H18ZM42 242V241H41ZM46 242V241H45ZM44 242V243H45ZM48 242H49V240H48ZM66 242V241H65ZM85 242V241H84ZM92 242H93V240H92ZM91 242V243H92ZM236 242V241H235ZM6 243V242H5ZM9 243V242H8ZM14 242H12V244H13ZM47 243V242H46ZM50 243V242H49ZM52 243H55V242H52ZM67 243H69V241L67 242ZM71 243H74L73 241L71 242ZM77 243H80V242H77ZM76 243V244H77ZM81 243H83V242H81ZM90 243V244H91ZM105 243H107V242H105ZM109 243V242H108ZM261 243V242H260ZM35 244V243H34ZM37 245L38 244H40V243H36ZM43 243H41V245H42ZM48 244V243H47ZM51 244V243H50ZM88 244V243H87ZM239 244H242V245H240V246H243V248H247L246 246V244H244L243 243V241H242V243H239ZM239 244L237 245V246H239ZM250 244H252V243H250ZM262 244V243H261ZM3 245V244H2ZM1 245V246H2ZM7 245V244H6ZM18 245V244H17ZM20 245V244H19ZM33 245V244H32ZM68 245V244H67ZM81 245V244H80ZM82 245H84V244H82ZM89 245V244H88ZM92 245H94L93 243H92ZM4 246V245H3ZM2 246V247H3ZM9 246V245H8ZM15 246V245H14ZM24 246V245H23ZM51 246V245H50ZM60 246V245H59ZM69 246V245H68ZM76 246V245H75ZM74 246V247H75ZM87 246V245H86ZM105 246V245H104ZM103 246V247H104ZM107 246H108V244H107ZM252 246H254V245H252ZM6 247V246H5ZM44 247V246H43ZM54 248H55V246H53ZM65 247V246H64ZM83 247V246H82ZM90 247H91V245H90ZM94 247H96V246H94ZM117 247V248H118ZM180 247V248H179ZM232 247H234V248H232ZM260 247V246H259ZM23 248V247H22ZM35 248V247H34ZM37 248V247H36ZM57 248H59L58 246H57ZM66 248V247H65ZM70 248H72V247H70ZM92 248V247H91ZM97 248V247H96ZM240 248H242V247H240ZM261 248V247H260ZM5 249V248H4ZM3 249V250H4ZM11 249H13V248H11ZM33 249V248H32ZM41 249H45V248H41ZM41 249H39V250H41ZM47 249V248H46ZM56 249V248H55ZM84 249V248H83ZM86 249H88V248H85V250ZM113 249V248H112ZM114 249H116V248H114ZM30 250V249H29ZM34 250V249H33ZM59 250V249H58ZM84 250V251H85ZM92 251H93V249H91ZM98 250V249H97ZM105 250H106V248H105ZM177 250V251H178ZM223 250V249H222ZM237 250H239V249H237ZM0 251H2V250H0ZM23 251V250H22ZM22 251H19L20 253L22 252ZM45 251V250H44ZM66 251V250H65ZM90 251V250H89ZM107 251H109L108 250V248H107ZM115 251V250H114ZM234 251H235V249H234ZM243 251V250H242ZM255 251V250H254ZM261 251V250H260ZM9 252V251H8ZM31 252V251H30ZM40 252V251H39ZM38 252V253H39ZM48 251H46V253H47ZM53 252H55V251H53ZM76 252V251H75ZM74 252V253H75ZM82 252V251H81ZM97 252V251H96ZM100 252V251H99ZM241 252V251H240ZM244 252H245V250H244ZM244 252H243V254H244ZM248 252V251H247ZM246 252V253H247ZM259 252V251H258ZM10 253V252H9ZM8 253V254H9ZM25 253H27V252H25ZM32 253V252H31ZM34 253V252H33ZM43 253V252H42ZM41 253V254H42ZM85 253V252H84ZM91 253V252H90ZM102 253V252H101ZM109 253V252H108ZM114 253V252H113ZM179 253V252H178ZM226 253H228V251L226 252ZM229 253H231V252H229ZM228 253V254H229ZM236 253V252H235ZM242 253V252H241ZM17 254V253H16ZM19 254V253H18ZM27 254H29V253H27ZM48 254V253H47ZM54 254H56V253H54ZM73 254V253H72ZM80 253H78V255H79ZM86 254V253H85ZM95 254V253H94ZM94 254H92L93 256H94ZM97 254V253H96ZM117 254V253H116ZM168 254V255H167ZM202 254H203V256H202ZM222 253H220V255H221ZM224 254V253H223ZM233 254V253H232ZM248 254V253H247ZM1 255H2V257H3V254L1 253ZM6 255V254H5ZM26 255V254H25ZM37 255V254H36ZM69 255H71V254H69ZM100 255V254H99ZM107 255V254H106ZM109 255V254H108ZM112 255H115V253L114 254H112ZM179 255V254H178ZM238 255H239V253H238ZM237 255V256H238ZM246 255V254H245ZM22 256V255H21ZM29 256H30V254H29ZM39 256V255H38ZM49 256H51L50 254H49ZM48 256V257H49ZM54 256V255H53ZM57 256V255H56ZM76 256V255H75ZM80 256V255H79ZM86 256V255H85ZM90 256V255H89ZM89 256H88V258H89ZM100 256H102V255H100ZM174 256V255H173ZM172 256V257H173ZM224 256V255H223ZM229 256V255H228ZM232 256V255H231ZM244 256V255H243ZM252 256V255H251ZM261 256H262V254H261ZM2 257H1V260H2ZM5 257V256H4ZM8 257H9V255H8ZM27 257V256H26ZM35 257V256H34ZM77 257V256H76ZM92 256H90V258H91ZM99 257V256H98ZM104 257V256H103ZM114 257H116V256H114ZM222 257V256H221ZM234 257V256H233ZM253 257H255V256H253ZM14 258V257H13ZM17 258V257H16ZM15 258V259H16ZM31 258H33V256L31 257ZM52 258V257H51ZM56 258V257H55ZM63 258V257H62ZM65 258H67V257H65ZM64 258V259H65ZM71 258V257H70ZM82 258V257H81ZM80 258V259H81ZM93 258V257H92ZM91 258V259H92ZM112 258V257H111ZM236 258V257H235ZM247 258V257H246ZM256 258H259V257H256ZM264 258V257H263ZM24 259V258H23ZM29 259H30V257H29ZM64 259H62V261L64 260ZM94 259V258H93ZM97 259H99V258H97L96 257V260ZM179 259V258H178ZM182 259H183V257H182ZM220 259V258H219ZM223 259V258H222ZM227 259V258H226ZM237 259V258H236ZM239 259V258H238ZM243 259H245V256H244V258ZM249 259V258H248ZM262 259V258H261ZM5 260V259H4ZM40 260V259H39ZM42 260V259H41ZM67 260V259H66ZM69 260V259H68ZM78 260V259H77ZM90 260V259H89ZM102 260V259H101ZM104 260V259H103ZM168 260V259H167ZM174 260H176V259H174ZM232 260H235V259H232ZM242 260V259H241ZM251 260V259H250ZM3 261V260H2ZM14 261V260H13ZM24 261V260H23ZM29 261V260H28ZM34 261V260H33ZM61 261V262H62ZM85 261H87L86 259H85ZM84 261V262H85ZM168 261H170V260H168ZM206 261V260H205ZM204 261V262H205ZM216 262H217V264L219 263L217 260H215ZM228 261V260H227ZM243 261V260H242ZM10 262V261H9ZM17 262H18V260H17ZM16 262V263H17ZM20 262V261H19ZM26 262V261H25ZM39 262V261H38ZM50 262V261H49ZM57 262V261H56ZM69 262V261H68ZM75 262V261H74ZM78 262L79 261H77V264H78ZM80 262H83L82 260H80ZM90 262H91V260H90ZM92 262H93V260H92ZM91 262V263H92ZM95 262V261H94ZM97 262V261H96ZM109 262V261H108ZM181 262V261H180ZM201 262V263H202ZM207 262V261H206ZM212 262H214V261H212ZM216 262H215V264H216ZM223 262H225V260L223 261ZM230 262H231V260H230ZM236 262H237V260H236ZM241 262V261H240ZM239 262V263H240ZM246 262V261H245ZM257 262V261H256ZM32 263V262H31ZM45 263V262H44ZM43 263V264H44ZM52 263V262H51ZM90 263V264H91ZM159 263V264H160ZM166 263V262H165ZM173 263V262H172ZM178 263V262H177ZM185 263V262H184ZM200 263V264H201ZM208 263V262H207ZM211 263V262H210ZM243 263V262H242ZM254 263H255V261H254ZM2 264V263H1ZM12 264V263H11ZM27 264V263H26ZM47 264V263H46ZM59 264H61V263H59ZM71 264H73V263H71ZM87 264V263H86ZM95 264H97V263H95ZM99 264V263H98ZM105 264V263H104ZM112 264H113V262H112ZM180 264V263H179ZM182 264V263H181ZM204 264V263H203ZM214 264V263H213ZM226 264V263H225ZM232 264V263H231ZM237 264V263H236ZM256 264H264V261H258Z\"/></svg>","mask_w":264,"mask_h":264},{"label":"crops","instance_id":"3","mask_svg":"<svg viewBox=\"0 0 264 264\" xmlns=\"http://www.w3.org/2000/svg\"><path fill=\"white\" fill-rule=\"evenodd\" d=\"M193 139H194V140H198L197 137H196V138L194 137ZM192 141H193V140L187 139V142H192Z\"/></svg>","mask_w":264,"mask_h":264}]
</instances>
